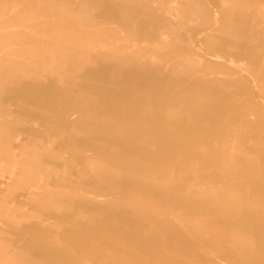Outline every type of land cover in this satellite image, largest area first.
<instances>
[{
  "label": "rangeland",
  "instance_id": "obj_1",
  "mask_svg": "<svg viewBox=\"0 0 264 264\" xmlns=\"http://www.w3.org/2000/svg\"><path fill=\"white\" fill-rule=\"evenodd\" d=\"M95 1L94 0H0V17H1L0 36L3 34L0 37V45H1L0 46V57L4 56L0 59V93L3 90H8V89H12V91H14V93H12L11 95H8V97L4 96L2 101L0 102V121L11 122L9 123V127L14 128V131L12 130L13 133H11L9 136V139H10L9 143H5V142L0 143V182H4V184L2 185L4 188H2L1 183H0V205L3 206V207L0 206L1 208L0 209V214H1L0 215V228H1L0 229V242L2 240L3 243L6 244L4 245L5 247L3 248V250L1 251L4 255L0 252V259H1L0 264L1 263L3 264V262H5L4 264H31V263L33 264H40V263L41 264H52L54 260L55 261L57 260V261L54 262L53 264H57V262L59 261L63 262V263L61 262V264H66L68 262H69L68 264H82V263L83 264H106V263L107 264L109 263L111 264H121V263L122 264L123 263L124 264L126 263L134 264V262L135 264H143L144 261L146 264H150V263L151 264H157V263L172 264L173 262H174L173 264L180 263V262H181L180 264H219V262L220 264H226L225 262H227L228 264H251L253 261L255 262H253L252 264H264V233H263L264 232V150H263L264 149L263 148L264 147V101H262L264 100V95H263L264 94V78L261 80V78L264 77L263 76L264 75V68H263L264 67V64H263L264 56H262L264 54V32L262 31L264 30V25H263L264 13L262 10L264 8V0H251V4L249 0H239V1L232 0L233 2L231 0H208L209 2L207 0H185V1L184 0H125V1L124 0H95ZM235 1L236 3H234ZM172 3L176 6H173ZM222 4L224 6H222ZM257 4L260 5L258 6V9H257ZM246 6H249V8ZM252 6L254 9L252 8ZM261 6L263 8H261ZM164 11H167V12H164ZM259 11L262 12L260 13L261 15L258 13ZM224 13L226 16L224 15ZM241 13H243L244 16ZM170 14H172L174 17H177L179 19L180 18L184 20L189 19V20H192L191 23L194 22L192 25L190 23L191 26H189V24H185L186 36L189 34L193 38L192 37L191 39L187 38L185 42H183L182 44L183 47L173 46L174 43H176L177 41L176 35H173L170 38L169 42L173 43V45L171 44L169 47L163 46L157 38L158 27L160 26V22L164 20V17L166 18ZM214 14L215 15L218 14V16H214ZM251 14H253L254 16ZM186 15H188L189 18ZM212 15L214 18L212 17ZM222 15L224 16L221 19ZM235 15H237L238 18ZM204 17L206 19L208 18L207 19L208 21ZM256 17H257V20H256ZM233 18H236V19H233ZM239 18H243V20ZM244 18H247V20ZM214 19L215 21H213ZM205 20L207 21V23L203 22ZM258 20L260 23L258 22ZM10 21H11V24H10ZM216 21H218V23ZM221 21L223 23H221ZM6 24H9V26ZM16 24L17 26L19 25L20 28L19 26L15 27ZM218 24H220V26H218ZM222 26H223V29H222ZM253 26H256L255 31H254ZM259 26H261L262 30L261 28H259ZM9 27H12V29L13 28L14 29L12 30ZM200 28L201 30H199ZM203 28H206V29H203ZM244 28L248 29L249 32L250 31L252 32L249 33L248 30H245ZM251 28H253V30ZM114 29L116 30L114 31ZM83 31L84 32L86 31V32L84 33ZM88 31H90V33ZM221 32L222 34L226 32L225 35H223L224 38L221 37L222 36ZM228 32H229V35H228ZM230 32L232 34H230ZM14 34H16L17 36ZM70 35L73 38L72 37L70 38ZM212 36L213 38L220 39V41L218 39L217 40L214 39L215 40L214 41ZM66 37L68 38V45H67ZM209 37H211L210 40H209ZM72 39L73 40L76 39L77 40L76 43L77 42L80 43V44L77 43L80 47H82V44L84 43L82 49L79 46H77V44L75 45L72 44L73 43V41H71ZM64 40L66 41V43L64 42ZM258 40H260V43ZM213 42L216 44H214ZM244 42L246 43L244 44ZM203 43H205V45ZM209 43H210V46H209ZM261 43L263 45H260ZM246 44H249V45H246ZM60 45L61 47H59ZM250 45L251 47L254 48V50L253 48L250 47ZM211 47L212 49H210ZM233 47L235 48V50ZM60 48L62 49L63 53H60L62 52ZM229 48L230 50L233 48V50L231 51L235 55H231L232 53H230L231 51L229 50ZM184 49L186 51H184ZM222 50H224L226 54ZM251 50L254 52L252 53ZM85 51H87L88 54L90 53L88 56L90 55L92 56V54L96 55L97 53V56H98L97 59L102 60L101 62L103 66L102 65L101 67L99 66L100 68L96 67L94 68L95 70H92V71L89 66L85 67L83 65L82 58H80V53L82 52L85 53ZM238 51L240 52L238 53ZM248 51L250 52V54ZM228 52L230 53V55ZM242 52H245V53L248 52V53L245 54ZM152 53H155L156 56L154 57L151 56ZM67 54L68 56H73L75 58L74 60L75 64H81V67H78L79 70L78 68L76 69V71L74 70L75 72H72V69L69 70L70 67L68 66V61H67L68 56H66ZM224 54L226 56H224ZM202 56H203V62L201 63V65L195 62L194 63L188 62V63H185L183 66L177 65V62L181 59H187V58L197 59ZM5 60L7 61L6 64L4 63L6 62ZM129 60L130 61L134 60V63L131 66V68L116 70L115 68L112 67V66L115 67L114 64H117L118 66L120 64H123V62L129 61ZM204 64L205 65L209 64V65L208 67H206L207 65L205 66ZM248 64L250 66H247ZM138 65H140V67H138ZM251 66L254 68H252ZM258 68H260L261 70ZM110 69L111 70L113 69V70L111 71ZM202 69L203 70L206 69L207 71H209L210 73L209 76L212 75L211 77H214L217 75V77L221 79V81L224 79L226 81L221 82L220 80H217L218 83L216 81H214L213 83L212 80L209 79L210 81H208V79L201 77L199 78V81H197L193 85L192 88H189L190 86H192V85H189L188 87H186V90L180 93L178 89L179 85L177 83L179 82L178 81L179 78L181 79L182 76L183 77L185 75L188 76L190 73L196 72V71L197 73L195 75L197 74L200 75ZM228 69H230L231 72L228 71ZM254 69L255 70L258 69V70L255 71ZM70 73L71 75H69ZM124 73L127 75H125ZM131 73H138L139 76L133 79L131 78ZM227 74L229 76H227ZM110 77L112 80H110ZM228 77H231V78H228ZM17 79H20V81ZM28 79H30V81L33 83L31 86L27 85ZM256 79L257 81H255ZM94 80L95 81L97 80L96 81L97 83ZM16 81L19 82L18 83L19 85L16 84ZM106 81L109 83L107 84L108 87H106L107 86L105 83ZM236 82L238 84H236ZM73 83H75L74 86H73ZM182 83H185V82L182 81ZM102 84H104V86ZM23 85H26L27 87L25 88V86ZM42 85L43 86L45 85L43 89H46V91H44L40 87ZM114 86H115V89L117 90L121 89L123 91L133 92L135 93V96L129 99H124V98L122 99L119 96H116L114 93L110 92V88H113L112 90H115ZM234 86H235V89H233ZM30 88L34 90L31 91ZM188 88L191 91H189ZM246 88H247V94H246ZM27 89L28 90L30 89L29 91L31 92V94ZM86 89L87 91L91 89L90 90L91 94L89 93L90 96L92 95L91 99L90 97L89 99L86 98L85 94L88 95L87 93L89 92V91L85 92ZM256 89H258V91H256ZM80 90L81 91L84 90V91L81 92ZM100 90H102V92ZM140 90H143L144 92ZM145 90L147 91V93ZM25 91L27 94L25 93ZM105 91L107 95L103 93ZM94 92L95 93L97 92V93L95 94ZM4 93L5 92H3V94ZM35 93L37 94L41 93V99L40 97H38L40 95L37 96V94ZM79 93L83 95L79 96ZM44 94L46 95L45 97L42 98ZM244 94L246 95V97ZM33 95H35L34 96L35 98L33 97ZM36 98H38V100ZM44 98H47V99L44 100ZM64 98H67V99L70 98V99L67 100ZM80 98L83 99L82 103H81ZM63 99L65 101H63ZM126 100L129 102H127ZM192 100H194V103ZM31 101H34V104H31L33 103ZM99 101H101V103ZM39 102H40V105L38 104ZM167 103L168 105H166ZM207 103L210 105H208ZM238 103L239 105H237ZM42 105L43 106L46 105L47 108L45 107L46 108L45 109ZM130 105L133 107H131ZM36 106L38 107V110L42 112V114H40L41 112L39 113L38 110H35L37 109ZM25 107L29 109L27 110ZM127 107H129L130 109ZM60 108L62 110H60ZM93 108H95L96 110L95 109L93 110ZM135 108L139 110L137 111ZM141 108H142V112H141ZM41 109L44 111H42ZM103 109L108 110L111 114H109L108 116L102 115L101 111ZM122 109L124 110V113L125 114L127 113V114L125 117L123 118L121 117L120 118L121 121H120L119 114L123 112ZM25 110H27L28 113ZM33 110L36 111V115H35V111ZM55 110H59V113L57 114ZM68 110L70 114H68L69 113ZM85 110H88V111L86 112ZM47 111L49 113H45ZM113 112L114 114L112 115ZM160 112L162 113V115H160ZM32 113L34 115H32ZM37 114H39V116ZM158 114L159 116H155ZM228 115H230V117ZM116 116H117V119H116ZM70 117H73V118H70ZM103 119H106L109 122L110 121L112 122L109 123L108 121L106 122V120H103ZM67 120H69L70 123L69 122L66 123L67 127L63 128L61 123ZM81 122L83 123V125L81 124ZM223 122H224L223 126H220L219 124ZM103 125H105L106 127ZM240 126L242 129L240 128ZM85 128L91 129L92 132L93 131L95 132L92 134L91 130L87 131ZM234 129L235 131H232ZM63 130H64V133H63ZM245 130L246 131L249 130V131H247L246 133ZM102 131H104V133ZM42 132L43 134H41ZM78 132L79 134L82 133L80 135L81 137H79V135L76 134ZM99 132H100V136H98ZM227 132L228 134H226ZM232 132L236 134H233ZM97 133L98 135H94ZM35 134L36 136L37 134L38 135L41 134V136L43 137L37 139V137H35ZM104 134H106V136ZM110 134L113 136H111ZM183 136H185V138ZM95 137H96V140H94ZM119 137L120 138L125 137V140L127 141L126 145L131 147L129 151L124 150L123 146H117L116 144L110 142L109 140L104 141L105 138L116 139ZM79 138L82 140H79ZM97 138H99L98 140L100 141L102 140V143H100V141H98ZM148 138H150V141ZM254 143L256 144V146ZM139 144H141L140 145L141 147L139 146ZM257 144H260V145L257 146ZM3 146L6 147L5 150H3V148H5ZM102 147H103V150H102ZM108 147L111 149V151L114 150L115 152L112 151V153L113 152L114 153L111 154V151L110 149L108 150ZM118 147H119V150L117 149ZM72 150H75V151L72 152ZM77 151H80V152L76 153ZM106 151L108 153L110 151L109 153L110 155L107 154ZM94 152H96L95 153L96 155L94 154ZM146 152H148L149 154ZM151 152L153 153V155H151L152 154ZM155 152L157 156L155 155ZM72 153H75V155L76 154L78 155L80 153L78 156H80L81 154L82 155L80 157L78 156L76 157ZM158 153L161 156H159ZM73 155L75 158H73ZM116 155H119V158L118 156L116 157ZM64 156L70 157V158L68 157V160H70L68 161L69 163L68 166L53 168V165L51 164L53 157L54 159L57 160V157H64ZM109 156L110 158H108ZM134 156L137 158L135 159ZM72 158L74 159L75 163L80 161L78 163L79 167L75 166V163ZM98 159L100 160V162H103L102 165L99 163ZM102 159L103 160L105 159L106 163H108L109 165L104 163L105 160L103 161ZM139 159L141 160L139 161ZM94 160H95V163L93 162ZM148 161L154 162V163H151V164L147 163ZM160 162L162 165H160ZM95 164H96V167H95ZM98 165L102 167L99 169V171L100 170L102 171L103 168L105 170L106 169L105 166H107V168H110V170L106 169L105 172L107 173L104 174L105 176L103 175L102 176L99 175L100 177L96 176L99 173V171H96L98 169H95L97 167L99 168ZM150 165L153 167H151ZM115 167L117 169H115ZM92 168H94V170ZM113 168L117 172H115L114 170H111ZM246 170L248 172L250 171L249 173L256 172L258 173V176H255L256 174L254 173L255 175L254 174L249 175L251 176L252 179L249 176L246 177L245 174L246 173L248 174ZM93 171L97 173L93 174ZM112 171L114 172L113 175H112ZM118 173L120 174V176ZM114 175L116 177L117 176L120 177L119 178L120 181L117 182L116 180L118 179L114 180L115 179ZM113 176L114 178H112ZM244 176L246 177V179L249 178L250 180L249 181L246 179L243 180L245 178ZM35 177L37 178L36 179L37 182H32V179ZM72 177L74 179H72ZM219 177H221V179H219ZM131 178L133 179L131 180ZM237 178L243 180L242 181L243 183H241V181H239ZM218 179L220 180L222 186H220L221 184ZM77 180L79 184L77 183ZM237 180L239 181V183H241L239 185L242 186L243 189L238 190V191L236 190L237 192H235V189L233 188H232L233 191L231 189L227 190V188H230L229 184H231V182L238 183ZM69 181L71 183H69ZM113 181H116L117 183L116 182L113 183ZM68 183L70 185H68ZM74 183L77 184L78 187ZM62 184H63V187H62ZM80 185L84 186L85 189L89 188V190H84L82 186L79 187ZM211 185H215V186L210 187ZM248 185L250 187H248ZM40 186L45 187V188H50L52 189V192L48 195L45 194L44 196L43 194L44 192L42 191L41 193L37 192V196L36 195L30 196L31 192L39 191L38 188ZM73 187H75L74 192H71V190L73 191V189H71ZM130 187L133 191L130 189ZM139 187L142 189V191L140 190ZM79 188L81 190L80 192H79ZM145 188L147 190H145ZM248 188L252 192V195H251V192H249ZM60 189L63 191L61 192ZM137 189L141 191L142 193L139 192ZM150 189H152V191L155 190L154 195H156V197L152 195L153 193L152 191H150ZM38 194L40 195L38 196ZM123 194L125 197L122 196ZM160 194L161 196H159ZM170 194H172V196ZM225 194H227L226 197H225ZM94 195H97V196H94ZM113 195L118 196V197H114ZM216 195L218 197H216ZM88 196L90 198L89 200H88ZM109 196L110 198H108ZM137 196L139 197L136 198ZM95 197L97 199H94ZM212 197H214V199ZM106 198L109 200V202ZM115 198L118 199L116 200L117 202H114ZM125 198H127L128 200L125 201ZM145 198L146 199L149 198V199L146 200ZM170 198L171 200H169ZM234 198L239 199V200L241 199L240 201L243 203H241L239 200H235ZM245 198L246 200H244ZM243 200L247 202L248 204L245 203ZM134 201L137 203H134ZM144 201H146L147 203ZM182 201L184 202L183 205L179 203ZM75 202L76 204L74 205L73 203ZM79 202H80V205H79ZM196 202H199L200 204H202L201 205L202 210L200 211L201 213H204L205 210H210L211 214L209 216L203 215L204 216L203 217L201 213H197L196 210L194 211L192 207L193 205L192 203H196ZM238 202L241 203L242 205L241 204L239 205ZM42 203L43 204L46 203V206L45 204L43 205ZM109 203L110 204L113 203L114 205L115 204L116 205L113 206V205H110ZM167 203H169L170 205H168ZM39 204L40 206L42 205L43 209L42 207L39 206ZM135 204H138V205H135ZM50 205L53 208H47V207H51ZM90 206H93V207H90ZM118 206L120 210H118ZM136 206H138V208ZM9 207H11L12 209L11 208L9 209ZM96 207H99L97 208L98 211L96 210ZM103 207L105 209H103ZM107 207H108V211H107ZM70 208L72 209V211L74 210L73 212L71 211L72 213L70 212L71 210ZM130 208L131 210L132 209L133 210L130 211ZM32 209L35 212L34 214L36 216L31 214ZM48 209H50L51 211L54 210L55 212L53 211L54 213H52ZM56 209H58V211ZM81 210L82 211L86 210L87 212H84L83 214ZM102 210L104 212L103 214H101ZM112 210H116L117 214L114 213L115 211L113 212ZM118 211H120L119 214H122V215H119ZM224 211L232 212V215H231L232 219L237 220V216H238L240 221L238 222L237 220V222L239 224H235V223L232 224L230 222L231 220L228 223H225V215H224L225 212ZM16 212H19V213L17 214ZM80 213L83 215H81ZM216 213L218 215H216ZM240 213H244V215ZM68 214H69V218L67 216ZM111 214L113 215L116 214V216L118 215L119 217L113 216ZM41 215L44 218H42ZM162 215H164L165 217ZM167 215L170 217H168ZM10 216L12 217L14 216L13 221H10V219L12 218V217L10 218ZM94 216H96V219H94L95 218ZM40 217L44 219L45 222H43L44 220L41 221L42 219H40ZM195 217H197V219H195ZM28 218L31 220H29ZM36 218L40 219V221L38 219L36 220ZM54 218H56L57 220H55ZM120 218H124V220L126 221L122 222L120 221ZM240 218H242L243 220ZM61 219H64V220H61ZM222 219L223 221H221ZM93 220H96L99 226L97 225H96L97 227L94 226L97 223H95L96 221H93ZM29 221L32 223H30ZM38 221H39V225H38ZM15 222H19V223L17 224ZM82 222H84L85 224H83ZM195 222L196 224H194ZM29 223L31 224L30 226L28 225ZM41 223H43L44 226ZM60 223H63L65 227L63 226V224H60ZM65 223H68L70 227H68L69 225ZM91 223L93 224V229L94 227L95 229L97 228L96 231H93V233H91L92 226L91 227L89 226V225H92ZM107 223H109L110 225ZM198 223H202V224L199 225ZM19 224L20 225L23 224V226L21 227ZM24 224H25V227H24ZM8 225H10L11 227ZM52 225L53 227L55 225V228L51 227ZM240 225L242 227H240ZM244 225L246 227L247 226L249 227L251 225L250 230L249 228H246ZM3 226H6V228ZM7 226L9 227V229L7 228ZM49 226L51 230L48 233ZM202 226H204V228ZM252 226L254 227L252 228ZM41 227L43 228L45 227V228L43 229ZM200 227H201L202 232L199 230ZM243 227H245L247 230L242 231L243 232L242 233L240 230L245 229ZM63 228L64 229L67 228V229L64 230ZM86 228L87 230L89 229L88 230L89 232L86 230ZM182 228L186 230L183 231ZM27 229L29 232L27 231ZM57 229H60L61 231H63V233H61V231ZM68 229L71 232H69ZM1 230L3 232H1ZM25 230L27 232H25ZM101 230H103L102 231L103 233L101 232ZM206 230L209 231V233ZM45 232H47L48 235ZM73 232H75L76 234L74 235ZM104 232L111 236L107 235L106 237L105 236L106 234ZM187 232H189L190 235ZM200 232L203 234H201ZM244 232L249 233V234L246 235ZM6 233H8V235ZM90 233L92 235L96 233L95 234L96 236L95 235L91 236ZM114 233H116V235ZM186 233L188 235H186ZM99 234L100 235L105 234V235L102 236L101 238L100 236H98ZM216 234H218V236H216ZM233 234H235V236ZM26 235H29V236L24 237ZM34 235L35 237L39 239L38 240L36 239L35 241L34 240L35 237L33 238ZM54 235H55V238H53ZM89 235L91 236V238ZM113 235L116 236L119 243L118 241L117 243L115 242V244L113 243L114 241H116L113 239L114 238ZM183 235L187 237L183 238L184 237ZM250 235L252 238L250 237ZM40 236L42 239L40 238ZM60 236H61V239H60ZM248 236L251 239H254L256 241V244L255 243L253 244V247L255 248L253 249V251H252L253 247L250 246L252 242H248V241H251V239L246 238ZM92 237H96V240L98 238L105 239L106 242L104 240H99L98 242L100 243H97L95 241V238L93 239ZM104 237L106 238L109 237L110 242L108 243L107 241L109 240L108 239L106 240V238ZM110 237H112L113 241H111ZM23 238L25 239L23 240ZM89 238L91 240H89ZM165 238L167 240H165ZM56 239L57 241L60 239L59 240L60 242H64L62 245L67 246L69 250H67L66 247L65 249L62 248V245L60 247L59 246L60 242L59 244H57L58 242L55 243ZM72 239L75 241L73 242ZM80 239H83V242L84 240L87 239L85 241L86 243L85 242L83 243L82 240L79 241ZM21 240L23 241V243L21 242ZM51 240L52 242H49ZM225 240H227L228 243H224ZM254 240L252 241L255 242ZM65 241H68V242H65ZM87 241L88 243L90 241V244H88ZM91 241H93V243H91ZM183 241H186L187 243ZM95 242L98 245V248ZM101 242H105L106 244L101 243ZM131 242L133 243L134 248L137 246V244L134 242H137V243L139 242L138 245L139 244L141 245L142 243V245L141 246L139 245L140 248L136 247V250L134 248L129 249L127 245L125 244H132ZM193 242H194V245H193ZM201 242L203 244H201ZM18 243L19 245H17ZM44 243H46L45 244L46 248H45ZM47 243L48 245L50 243L51 246H47ZM65 243L67 244L70 243V245L72 244V247L68 246L69 244L67 245ZM149 243L151 245H149ZM31 244L32 246H30ZM104 244L106 246L108 245L107 248L114 246L115 247L114 251L118 253V255L120 256V259L117 256L116 252L114 253L110 252L109 249H107L105 246L104 247L101 246ZM121 244L123 246H120ZM190 244H192L193 246ZM40 245L42 247H40ZM85 245L88 247L86 248ZM197 245H200V246H197ZM215 245L217 246L214 248ZM89 246H91L92 248ZM203 246L205 247L204 249H203ZM26 247L28 249H25ZM29 247H32V249ZM69 247L71 248L74 247L73 251L75 249L76 250L74 251L75 253L72 252V250H70ZM101 247H103V252L101 250L102 249ZM123 247H126V248H123ZM141 247H142V250H140ZM209 247L211 248L210 250H209ZM144 248H146L145 249L146 253H145ZM245 248L249 250H246ZM15 249L16 251L18 249L17 251L18 253L15 251ZM137 249L139 250V252L137 251ZM4 250L6 251L3 252ZM28 250L30 252H28ZM132 250L133 251L135 250V251L133 252ZM231 250L234 252H232ZM243 250L244 252H242ZM105 251L107 252V254L105 253ZM99 252L102 255L101 254L98 255ZM230 252L233 254H231ZM253 252L255 254H253ZM40 253L42 254L40 255ZM73 253L78 255V259H77V256L74 255ZM80 253L81 254L83 253V255L88 258V260L86 259L87 262L84 261L86 257L84 258V256L81 255ZM103 253H105L106 255ZM129 253H131L132 256H130ZM35 254L36 256L34 257ZM51 254H53V256H51ZM122 254L123 255L125 254V257L123 256L124 258L122 257ZM108 255L110 257L111 256L113 257L112 260L114 262L111 260L112 257L110 258ZM157 255L159 256V258H157L158 257ZM196 255H198V257H196ZM39 256L42 257L44 260L46 259L45 262ZM54 256H56V258ZM92 256L94 258L96 256V258L94 259L92 258ZM155 256L156 258H154ZM62 257L67 258V259H63ZM138 257L139 258L142 257L141 258L142 260L139 259ZM165 257H168V258H165ZM254 257H256L255 258L256 260L254 259ZM89 258L90 259L92 258L94 260L92 259L90 260ZM102 258H105V260L106 259L108 260L110 259V260L109 261L106 260L107 261L106 262ZM258 258H260L259 261H258ZM80 259L81 260L83 259V260L81 261ZM114 259L118 262H116ZM161 259L164 260V262H162ZM226 259H228L229 261ZM89 260L91 261V263L90 262L88 263ZM96 260L98 263L96 262ZM49 261H52V262H49ZM93 261L95 263H93ZM102 261H105V262L103 263ZM138 261L142 263H138ZM149 261L150 263H148ZM155 261H157V263H155Z\"/></svg>",
  "mask_w": 264,
  "mask_h": 264
},
{
  "label": "bare ground",
  "instance_id": "obj_2",
  "mask_svg": "<svg viewBox=\"0 0 264 264\" xmlns=\"http://www.w3.org/2000/svg\"><path fill=\"white\" fill-rule=\"evenodd\" d=\"M94 1H95V0H94ZM124 1H125V0H124ZM184 1H185V0H184ZM207 1H208V0H207ZM231 1H232V0H231ZM238 1H239V0H238ZM84 2H85V1H84ZM95 2H96V1H95ZM119 2H120V1H119ZM178 2H179V1H178ZM208 2H209V1H208ZM232 2H233V1H232ZM241 2H242V1H241ZM241 2H240V3H241ZM245 2H246V1H245ZM249 2H250V4H251V0H249ZM254 2H255V1H254ZM117 3H118V2H117ZM173 3H174V2H173ZM173 3H172V4H173ZM179 3H180V2H179ZM234 3H236V1H235ZM252 3H253V2H252ZM257 3H258V2H257ZM83 4H85V3H83ZM155 4H157V3H155ZM44 5H45V4H44ZM113 5H114V4H113ZM127 5H128V4H127ZM253 5H254V4H253ZM125 6H126V5H125ZM165 6H167V5H165ZM171 6H172V5H171ZM173 6H176V5L173 4ZM222 6H224V5L222 4ZM258 6H260V5L257 4V9H258ZM120 7H121V6H120ZM120 7H119V8H120ZM168 7H169V6H168ZM197 7H198V6H197ZM246 7L249 8V6H246ZM87 8H88V7H87ZM113 8H114V7H113ZM113 8H112V9H113ZM222 8H223V7H222ZM252 8H253V6H252ZM259 8H260V7H259ZM261 8H263V7L261 6ZM176 9H177V8H176ZM253 9H254V8H253ZM253 9H252V10H253ZM257 9H256V10H257ZM116 10H117V9H116ZM221 10H222V9H221ZM262 10H263V13H264V8H263ZM66 11H67V9H66ZM125 11H126V10H125ZM134 11H135V10H134ZM158 11H160V10H158ZM177 11H178V10H177ZM180 11H181V10H180ZM200 11H201V10H200ZM246 11H247V10H246ZM257 11H258V10H257ZM164 12H167V11H164ZM249 12H250V11H249ZM67 13H68V12H67ZM86 13H87V12H86ZM86 13H84V14H86ZM121 13H122V12H121ZM179 13H180V12H179ZM238 13H239V12H238ZM238 13H237V14H238ZM258 13L260 14V13H262V12L259 11ZM75 14H76V13H75ZM146 14H147V13H146ZM182 14H183V13H182ZM185 14H187V13H185ZM235 14H236V13H235ZM239 14H240V13H239ZM241 14L243 15V13H241ZM245 14H246V13H245ZM253 14H254V13H253ZM253 14H251V15H253ZM259 14H258V15H259ZM132 15H133V14H132ZM224 15H225V13H224ZM224 15H222L221 19L223 18ZM260 15H261V14H260ZM148 16H149V15H148ZM166 16H167V15H166ZM186 16L188 17V15H186ZM214 16H218V14H217V15L214 14ZM225 16H226V15H225ZM235 16H237V15H235ZM243 16H244V15H243ZM253 16H254V15H253ZM253 16H252V18H253ZM262 16H263V15H262ZM68 17H69V16H68ZM73 17H74V16H73ZM82 17H83V16H82ZM125 17H126V16H125ZM194 17H195V16H194ZM212 17H213V15H212ZM212 17H211V19H212ZM241 17H242V16H241ZM263 17H264V16H263ZM70 18H71V17H70ZM183 18H184V17H183ZM188 18H189V17H188ZM197 18H198V17H197ZM204 18H205V17H204ZM204 18H203V19H204ZM213 18H214V17H213ZM215 18H216V17H215ZM237 18H238V16H237ZM30 19H31V18H30ZM30 19H29V20H30ZM61 19H62V18H61ZM81 19H82V18H81ZM205 19H206V18H205ZM207 19H208V18H207ZM207 19H206V20H207ZM233 19H236V18H233ZM239 19H242V20H243V18H239ZM244 19L247 20V18H244ZM260 19H261V18H260ZM262 19H263V18H262ZM2 20H3V19H2ZM97 20H98V19H97ZM126 20H127V19H126ZM128 20H129V19H128ZM151 20H152V19H151ZM206 20L203 21V22L207 23L208 20H207V21H206ZM226 20H227V19H226ZM250 20H251V19H250ZM256 20H257V17H256ZM0 21H1V17H0ZM86 21H87V20H86ZM114 21H115V20H114ZM191 21H192V20H189V19H188V20H184V19H181V18L179 19V18H177V17H174L172 14H170V15H169L168 17H166V18L164 17V20H163L162 22L159 21V22H160V26L158 27V36H157L158 40L161 42V44H162L163 46H165V47H169L171 44L173 45V43H170V42H169V41H170V38H171L173 35H176V36H177V41H176V43H174L173 46H176V47H180V46H182L183 42H185V40H186L187 38L191 39V37H192V36H190L189 34H188L187 36H186V34H185V32H186V26H185V24H189V26H191V25L194 23V22L191 23ZM200 21H201V20H200ZM209 21H210V20H209ZM213 21H215V19H214ZM237 21H238V20H237ZM262 21H263V20H262ZM60 22H61V21H60ZM73 22H74V21H73ZM216 22L218 23V21H216ZM242 22H243V21H242ZM258 22H259V20H258ZM3 23H4V22H3ZM64 23H65V22H64ZM84 23H85V22H84ZM135 23H136V22H135ZM190 23H191V25H190ZM201 23H202V22H201ZM211 23H212V22H211ZM211 23H209V24H211ZM221 23H223V22L221 21ZM240 23H241V21H240ZM255 23H256V22H255ZM259 23H260V22H259ZM10 24H11V21H10ZM13 24H14V23H13ZM27 24H28V23H27ZM114 24H115V23H114ZM6 25L9 26V24H6ZM22 25H23V24H22ZM105 25H106V23H105ZM112 25H113V24H112ZM196 25H197V23H196ZM199 25H200V23H199ZM206 25H207V24H206ZM230 25H231V24H230ZM242 25H244V24H242ZM253 25H254V24H253ZM256 25H257V24H256ZM263 25H264V22H263ZM18 26H19V25H18ZM18 26H17V24H16L15 27H18ZM83 26H84V25H83ZM89 26H90V25H89ZM189 26H188V27H189ZM211 26H212V25H211ZM216 26H217V25H216ZM218 26H220V24H218ZM67 27H68V26H67ZM77 27H78V26H77ZM193 27H194V26H193ZM203 27H204V25H203ZM253 27H254V31H255V30H256V29H255L256 26H253ZM9 28L12 29V27H9ZM19 28H20V26H19ZM82 28H83V27H82ZM90 28H91V27H90ZM110 28H111V27H110ZM114 28H115V27H114ZM123 28H124V27H123ZM197 28H198V27H197ZM218 28H219V27H218ZM218 28H216V29H218ZM248 28H249V27H248ZM259 28H261V26H259ZM4 29H6V28H4ZM13 29H14V28H13ZM13 29H12V30H13ZM15 29H16V28H15ZM60 29H61V28H60ZM85 29H86V28H85ZM91 29H92V28H91ZM99 29H100V28H99ZM190 29H192V28H190ZM203 29H206V28H203ZM222 29H223V26H222ZM244 29H245V28H244ZM251 29L253 30V28H251ZM0 30H1V29H0ZM12 30H11V31H12ZM94 30H95V29H94ZM115 30H116V29H114V31H115ZM138 30H139V29H138ZM195 30H196V29H195ZM199 30H201V28H200ZM209 30H210V28H209ZM245 30H248V29H245ZM261 30H262V28H261ZM262 31L264 32V30H262ZM262 31H261V32H262ZM2 32H3V31H2ZM5 32H6V31H5ZM83 32H84V31H83ZM85 32H86V31H85ZM85 32H84V33H85ZM88 32L90 33V31H88ZM119 32H120V31H119ZM192 32H193V31H192ZM231 32H232V31H231ZM231 32H230V34L233 33V32H232V33H231ZM248 32H249V30H248ZM250 32H252V31H250ZM250 32H249V33H250ZM258 32H259V31H258ZM89 33H88V34H89ZM225 33H226V32H225ZM225 33L222 34V32H221V35H222L221 37H223V35H225ZM243 33H244V32H243ZM255 33H256V32H255ZM16 34H17V33H16ZM16 34H14V35H16ZM106 34H107V33H106ZM207 34H208V33H207ZM239 34H240V32H239ZM245 34H246V33H245ZM2 35H3V34H2ZM2 35H1V36H2ZM71 35H72V34H71ZM71 35H70V38L72 37ZM75 35H76V34H75ZM79 35H80V34H79ZM89 35H90V34H89ZM228 35H229V32H228ZM241 35H242V34H241ZM246 35H247V34H246ZM252 35H253V34H252ZM1 36H0V37H1ZM5 36H6V35H5ZM16 36H17V35H16ZM82 36H83V35H82ZM199 36H200V35H199ZM201 36H202V35H201ZM205 36H206V35H205ZM205 36H204V37H205ZM226 36H227V35H226ZM226 36H225V38H226ZM244 36H245V35H244ZM74 37H75V36H74ZM78 37H79V36H78ZM124 37H125V36H124ZM204 37H203V38H204ZM221 37H220V38H221ZM66 38H67V37H66ZM72 38H73V37H72ZM95 38H96V37H95ZM192 38H193V37H192ZM210 38H211V37H209V40H210ZM212 38H213V36H212ZM223 38H224V37H223ZM250 38H251V37H250ZM259 38H260V36H259ZM125 39H126V38H125ZM204 39H205V38H204ZM206 39H207V38H206ZM214 39H216V38H213V40H214ZM217 39H218V38H217ZM217 39H216V40H217ZM241 39H242V38H241ZM93 40H94V39H93ZM211 40H212V39H211ZM218 40L220 41V39H218ZM244 40H246V39H244ZM244 40H243V41H244ZM71 41H73L72 44H74V45L78 43V42L76 43V41H77L76 39H75V40L72 39ZM205 41H206V40H205ZM214 41H215V40H214ZM225 41H226V40H225ZM228 41H229V40H228ZM258 41H259V43H260V40H258ZM258 41H257V42H258ZM64 42L66 43L65 40H64ZM69 42H70V41H69ZM74 42H75V43H74ZM79 42H80V41H79ZM203 42H204V41H203ZM238 42H239V40H238ZM247 42H248V41H247ZM65 43H64V44H65ZM98 43H99V42H98ZM102 43H103V42H102ZM166 43H167V44H166ZM213 43H214V42H213ZM213 43H212V44H213ZM245 43H246V42H244V44H245ZM250 43H251V42H250ZM255 43H256V42H255ZM52 44H53V43H52ZM62 44H63V42H62ZM78 44H80V43H78ZM78 44H77V46H79ZM83 44H84V43H83ZM83 44H82V47H83ZM203 44L205 45V43H203ZM207 44H208V43H207ZM214 44H216V43H214ZM224 44H225V43H224ZM236 44H237V43H236ZM252 44H253V43H252ZM57 45H58V44H57ZM67 45H68V38H67ZM69 45H70V43H69ZM74 45H73V46H74ZM196 45H197V44H196ZM204 45H203V46H204ZM229 45H230V43H229ZM238 45H239V44H238ZM238 45H237V46H238ZM246 45H249V44H246ZM253 45H254V44H253ZM253 45H252V46H253ZM260 45H263V44L261 43ZM0 46H1V45H0ZM62 46H63V45H62ZM104 46H106V45H104ZM209 46H210V43H209ZM214 46H215V45H214ZM240 46H241V45H240ZM258 46H259V45H258ZM54 47H56V46H54ZM54 47H52V48H54ZM59 47H61V45H60ZM59 47H58V48H59ZM79 47H80V46H79ZM82 47H80V48L82 49ZM182 47H183V46H182ZM190 47H192V46H190ZM230 47H231V46H230ZM250 47H251V45H250ZM256 47H257V46H256ZM8 48H9V47H8ZM12 48H13V46H12ZM47 48H48V46H47ZM65 48H66V46H65ZM65 48H64V49H65ZM92 48H93V47H92ZM207 48H208V47H207ZM216 48H217V47H216ZM219 48H220V47H219ZM233 48H234V47H233ZM233 48H232L231 50H233ZM244 48H245V47H244ZM251 48H253V47H251ZM258 48H259V47H258ZM260 48H261V47H260ZM42 49H43V48H42ZM60 49H61V48H60ZM102 49H103V48H102ZM110 49H111V48H110ZM114 49H115V48H114ZM210 49H212V47H211ZM238 49H239V48H238ZM238 49H236V50H238ZM44 50H45V49H44ZM51 50H52V49H51ZM65 50H66V49H65ZM65 50H64V51H65ZM68 50H69V49H68ZM84 50H85V49H84ZM95 50H96V49H95ZM108 50H109V49H108ZM179 50H180V49H179ZM204 50H205V49H204ZM213 50H214V49H213ZM229 50H230V48H229ZM231 50H230V51H231ZM234 50H235V48H234ZM246 50H247V48H246ZM253 50H254V48H253ZM47 51H48V50H47ZM61 51H62V49H61ZM73 51H74V50H73ZM184 51H186V50L184 49ZM222 51L224 52V50H222ZM243 51H244V50H243ZM256 51H257V49H256ZM95 52H96V51H95ZM180 52H181V51H180ZM203 52H205V51H203ZM203 52H202V53H203ZM223 52H222V53H223ZM239 52H240V51H238V53H239ZM248 52H249V51H248ZM248 52H247V53H248ZM251 52L253 53L254 51L251 50ZM262 52H263V51H262ZM55 53H57V52H55ZM60 53H63V51L60 52ZM76 53H78V52H76ZM85 53H87V51H85ZM85 53H84V52L80 53V58H82V60H83V65H84L85 67H88V66H89L90 69H91V71H92V70H95L94 68H96V67L98 68L99 66L101 67V65L103 66V64H102V62H101L102 60L97 59V57H98V56H97V53H96V55H95V54H92V56H91V55L88 56L90 53H89V54H88V53L85 54ZM214 53H215V51H214ZM218 53H219V52H218ZM218 53H217V54H218ZM224 53H225V52H224ZM228 53H229V52H228ZM230 53H232V51H231ZM230 53H229V55H230ZM242 53H245V52H242ZM247 53H245V54H247ZM73 54H74V53H73ZM179 54H180V53H179ZM179 54H178V55H179ZM206 54H207V53H206ZM225 54H226V53H225ZM225 54H224V56H226ZM236 54H237V53H236ZM240 54H241V53H240ZM249 54H250V52H249ZM256 54H257V53H256ZM2 55H3V54H2ZM76 55H77V54H76ZM178 55H177V56H178ZM204 55H205V54H204ZM218 55H219V54H218ZM231 55H235V54L232 53ZM66 56H68V54H67ZM102 56H104V55H102ZM151 56L154 57V56H156V54H155V53H152ZM224 56H223V57H224ZM254 56H256V55H254ZM254 56H253V57H254ZM262 56H264V54H263ZM2 57H4V56H2ZM2 57H0V59H1ZM228 57H229V56H228ZM230 57H231V56H230ZM233 57H234V56H233ZM238 57H239V56H238ZM64 58H66V57H64ZM220 58H221V57H220ZM245 58H246V57H245ZM261 58H262V57H261ZM121 59H122V58H121ZM230 59H231V58H230ZM233 59H234V58H233ZM235 59H237V58H235ZM238 59H239V58H238ZM255 59H256V58H255ZM262 59H263V58H262ZM8 60H9V59H8ZM74 60H75V58H74L73 56H68V58H67L68 66L70 67L69 70L72 69V72H75L76 69H77L78 67H81V64H75ZM77 60H78V59H77ZM242 60H243V59H242ZM263 60H264V59H263ZM263 60H262V61H263ZM5 61H6V60H5ZM59 61H61V60H59ZM78 61H79V60H78ZM107 61H108V60H107ZM212 61H213V60H212ZM246 61H247V60H246ZM73 62H74V63H73ZM110 62H111V61H110ZM115 62H116V61H115ZM188 62H189V63H194V62H195V63H199V64L201 65V63L203 62V56H202V57H199V58H197V59H196V58L181 59V60H179V61L177 62V65H179V66H183L185 63H188ZM205 62H206V60H205ZM251 62H252V61H251ZM1 63H2V62H1ZM4 63L6 64L7 61L4 62ZM133 63H134V60H132V61L129 60V61H125V62H123V64H120V65H118V66H117V64H114L115 67H114V66H112V67L115 68L116 70L128 69V68H131V66L133 65ZM140 63H141V62H140ZM140 63H139V64H140ZM247 63H248V62H247ZM262 63H263V62H262ZM5 64H4V65H5ZM63 64H64V63H63ZM263 64H264V63H263ZM79 65H80V66H79ZM204 65H205V64H204ZM206 65H207V64H206ZM206 65H205V66H206ZM208 65H209V64H208ZM208 65H207L206 67H208ZM63 66H64V65H63ZM105 66H106V65H105ZM110 66H111V64H110ZM175 66H176V65H175ZM214 66H215V65H214ZM224 66H225V65H224ZM247 66H250V65L248 64ZM100 67H99V68H100ZM107 67H109V66H107ZM138 67H140V65H138ZM211 67H212V66H211ZM218 67H219V66H218ZM251 67H252V66H251ZM262 67H263V66H262ZM173 68H174V67H173ZM173 68H172V69H173ZM227 68H228V67H227ZM252 68H254V67H252ZM263 68H264V67H263ZM258 69H260V68H258ZM258 69H256V70H258ZM28 70H29V69H28ZM74 70H75V71H74ZM78 70H79V68H78ZM110 70H111V69H110ZM112 70H113V69H112ZM112 70H111V71H112ZM202 70H203V69H202ZM202 70H201V74H200V75L197 74L198 76L195 75V74L197 73V71H196V72H192V73H190L188 76H186V75H185L184 77L182 76L181 79L179 78V80H178L179 82H177L178 85H179V88H178V89H179V92L181 93V92H183L184 90H186V87H188L189 85H192V86L189 87V88H192L193 85H194L197 81H199V78H201V77H202V78L204 77L205 79H208V81L212 80L213 83H214V81H216V82L218 83L217 80H220V81H221V79H219V78L217 77V75L214 76V77H211L212 75L209 76V75H210L209 71H207L206 69L203 70V71H202ZM220 70H221V69H220ZM251 70H253V69H251ZM254 70H255V69H254ZM256 70H255V71H256ZM260 70H261V69H260ZM10 71H11V70H10ZM33 71H34V70H33ZM111 71H110V72H111ZM194 71H195V70H194ZM228 71H230V69H228ZM204 72H206V73H204ZM212 72H213V71H212ZM223 72H225V71H223ZM230 72H231V71H230ZM88 73H89V72H88ZM181 73H182V72H181ZM253 73H254V72H253ZM253 73H252V74H253ZM67 74H68V73H67ZM116 74H117V73H116ZM124 74H125V73H124ZM124 74H123V75H124ZM184 74H185V73H184ZM214 74H215V73H214ZM250 74H251V73H250ZM9 75H10V74H9ZM69 75H71V73H70ZM87 75H88V74H87ZM105 75H106V74H105ZM105 75H104V77H105ZM109 75H110V74H109ZM125 75H127V74H125ZM225 75H226V74H225ZM253 75H254V74H253ZM138 76H139L138 73H131V78H133V79L136 78V77H138ZM219 76H220V75H219ZM227 76H229V75L227 74ZM230 76H231V75H230ZM242 76H243V75H242ZM256 76H257V75H256ZM263 76H264V75H263ZM89 77H90V76H89ZM129 77H130V76H129ZM185 77H186V78H185ZM231 77H232V76H231ZM231 77H228V78H231ZM236 77H237V76H236ZM258 77H259V75H258ZM20 78H21V77H20ZM67 78H68V77H67ZM90 78H91V77H90ZM119 78H120V77H119ZM121 78H122V77H121ZM131 78H130V79H131ZM222 78H223V76H222ZM225 78H226V77H225ZM232 78H233V77H232ZM245 78H246V77H245ZM263 78H264V77H262L261 80H262ZM101 79H102V78H101ZM209 79H210V80H209ZM253 79H254V78H253ZM17 80L20 81V79H17ZM110 80H112L111 77H110ZM234 80H235V79H234ZM258 80H259V79H258ZM261 80H260V81H261ZM51 81H53V80H51ZM79 81H80V80H79ZM94 81H95V80H94ZM94 81H93V82H94ZM96 81H97V80H96ZM96 81H95V82H96ZM120 81H121V79H120ZM164 81H165V80H164ZM182 81H184L185 83H182ZM223 81H226V80L224 79V80H222L221 82H223ZM235 81H236V80H235ZM255 81H257V79H256ZM72 82H73V81H72ZM98 82H99V81H98ZM180 82H181V83H180ZM216 82H215V83H216ZM240 82H241V81H240ZM261 82H262V81H261ZM14 83H15V82H14ZM18 83H19V82L16 81V84H18ZM90 83H91V82H90ZM96 83H97V82H96ZM102 83H104V82H102ZM105 83H106V85L109 84L107 81H106ZM208 83H209V82H208ZM230 83H231V82H230ZM258 83H259V82H258ZM32 84H33V83L30 81V79H28L27 85H28V86H31ZM45 84H46V83H45ZM74 84H75V83H73V86H74ZM114 84H115V83H114ZM116 84H117V83H116ZM231 84H232V83H231ZM236 84H238V83L236 82ZM260 84H261V83H260ZM260 84H259V86H260ZM262 84H263V83H262ZM18 85H19V84H18ZM35 85H36V83H35ZM40 85H41V84H40ZM102 85L104 86V84H102ZM106 85H105V86H106ZM122 85H123V84H122ZM178 85H177V86H178ZM252 85H253V84H252ZM255 85H256V84H255ZM23 86H25V88L27 87L26 85H23ZM44 86H45V85H44ZM44 86L42 85V86H40V87L43 89ZM100 86H101V85H100ZM119 86H120V85H119ZM124 86H125V85H124ZM227 86H228V85H227ZM262 86H263V85H262ZM106 87H108V85H107ZM116 87H117V86H116ZM128 87H129V86H128ZM25 88H24V89H25ZM31 88H32V87H31ZM31 88H30V89H31ZM68 88H69V87H68ZM68 88H66V89H68ZM77 88H78V87H77ZM79 88H80V87H79ZM104 88H105V87H104ZM189 88H188V89H189ZM202 88H203V87H202ZM231 88H233V87H231ZM30 89H29V90H30ZM39 89H40V88H39ZM112 89H113V88H110V92L114 93L116 96H119V97L122 98V99H123V98H124V99H129V98H132L133 96H135V93H133V92L123 91V90H121V89H120V90H117V89H115V86H114V89H115V90H112ZM233 89H235V86H234ZM253 89H254V87H253ZM27 90H28V89H27ZM29 90H28V91H29ZM33 90H34V89H33ZM33 90L31 89V91H33ZM43 90L46 91V89H43ZM43 90H41V91H43ZM69 90H70V89H69ZM90 90H91V89H90ZM90 90H88V91H89V92H88L87 89H86L85 92H88L87 94L89 95V93L91 94ZM147 90H148V89H147ZM203 90H204V89H203ZM78 91H79V90H78ZM80 91H81V90H80ZM83 91H84V90H82L81 92H83ZM96 91H97V89H96ZM100 91L102 92V90H100ZM108 91H109V90H108ZM108 91H107V92H108ZM140 91L144 92L143 90H140ZM145 91H146V90H145ZM157 91H158V90H157ZM189 91H191V90L189 89ZM256 91H258V89H256ZM261 91H262V90H261ZM261 91H260V92H261ZM3 92H5V93L3 94ZM29 92H30V91H29ZM36 92H37V91H36ZM50 92H51V90H50ZM85 92H84V93H85ZM186 92H187V91H186ZM12 93H14V91H12V89L3 90V91L0 93V102L2 101V99H3L4 96H7V97H8V95H11ZM25 93H26V91H25ZM42 93H43V92H42ZM92 93H93V92H92ZM94 93H95V92H94ZM96 93H97V92H96ZM96 93H95V94H96ZM103 93H104L105 95H107L106 91L103 92ZM146 93H147V91H146ZM18 94H19V93H18ZM26 94H27V93H26ZM30 94H31V92H30ZM35 94H37V93H35ZM110 94H111V93H110ZM114 94H113V95H114ZM170 94H171V92H170ZM196 94H197V93H196ZM246 94H247V88H246ZM260 94H261V93H260ZM38 95H40V96H38ZM45 95H46V94H44V95L42 96V98L45 97ZM80 95H83V94H80V93H79V96H80ZM88 95L85 94L86 98L89 99V97H90V99H91L92 95H91V96H90V95L88 96ZM154 95H155V94H154ZM186 95H187V94H186ZM193 95H194V94H193ZM203 95H204V94H203ZM225 95H226V94H225ZM244 95H245V94H244ZM263 95H264V94H263ZM18 96H19V95H18ZM34 96H35V95H33V97H34ZM37 96L40 97V99H41V93L37 94ZM49 96H50V95H49ZM169 96H170V95H169ZM201 96H202V95H201ZM55 97H56V96H55ZM167 97H168V96H167ZM232 97H233V96H232ZM240 97H241V96H240ZM245 97H246V95H245ZM256 97H257V95H256ZM25 98H27V97H25ZM34 98H35V97H34ZM34 98H33V100H34ZM97 98H98V97H97ZM174 98H175V97H174ZM243 98H244V97H243ZM243 98H242V99H243ZM36 99L38 100V98H36ZM40 99H39V101H40ZM45 99H47V98H44V100H45ZM64 99H67V98H64ZM64 99H63V101H65ZM69 99H70V98H69ZM69 99H67V100H69ZM80 99H81V98H80ZM143 99H144V98H143ZM186 99H187V98H186ZM222 99H223V98H222ZM238 99H239V98H238ZM258 99H259V98H258ZM260 99H261V98H260ZM29 100H30V99H29ZM29 100H28V101H29ZM82 100H83V99H81V103L83 102ZM85 100H86V99H85ZM95 100H96V99H95ZM189 100H190V99H189ZM126 101H127V100H126ZM141 101H142V100H141ZM144 101H145V100H144ZM190 101H191V100H190ZM192 101H193V103H194V100H192ZM235 101H236V100H235ZM239 101H240V100H239ZM262 101H264V100H262ZM31 102H33V103H31ZM31 102H30L31 104H34V101H31ZM53 102H54V100H53ZM61 102H62V101H61ZM99 102L101 103V101H99ZM119 102H120V101H119ZM127 102H129V101H127ZM147 102H148V101H147ZM42 103H44V102H42ZM42 103H41V104H42ZM59 103H60V102H59ZM100 103H99V104H100ZM164 103H165V102H164ZM164 103H163V104H164ZM38 104L40 105V102H39ZM64 104H65V103H64ZM118 104H119V103H118ZM129 104H130V103H129ZM207 104H208V103H207ZM49 105H50V104H49ZM60 105H61V104H60ZM108 105H109V104H108ZM123 105H124V104H123ZM151 105H152V104H151ZM166 105H168V103H167ZM174 105H175V104H174ZM204 105H205V104H204ZM208 105H210V104H208ZM237 105H239V103H238ZM27 106H29V105H27ZM27 106H26V107H27ZM42 106H43V105H42ZM67 106H68V105H67ZM67 106H65V107H67ZM70 106H71V104H70ZM93 106H94V105H93ZM102 106H103V105H102ZM112 106H113V105H112ZM119 106H120V105H119ZM124 106H125V105H124ZM124 106H123V107H124ZM126 106H128V105H126ZM130 106H131V105H130ZM177 106H178V105H177ZM217 106H218V105H217ZM26 107H25V108H26ZM33 107H34V106H33ZM36 107H37V106H36ZM43 107L45 108L46 105H44ZM60 107H61V106H60ZM73 107H74V105H73ZM105 107H106V106H105ZM114 107H115V106H114ZM131 107H133V106H131ZM40 108H41V107H40ZM46 108H47V107H46ZM46 108H45V109H46ZM58 108H59V107H58ZM71 108H72V107H71ZM107 108H108V107H107ZM107 108H106V109H107ZM112 108H113V107H112ZM118 108H119V107H118ZM127 108H129V107H127ZM136 108H137V107H136ZM136 108H135V109H136ZM161 108H162V106H161ZM168 108H169V107H168ZM26 109L28 110L29 108H26ZM31 109H32V107H31ZM34 109H35V108H34ZM42 109H43V108H42ZM42 109H41V110H42ZM63 109H64V107H63ZM94 109H95V108H93V110H94ZM114 109H115V108H114ZM114 109H113V110H114ZM129 109H130V108H129ZM129 109H128V110H129ZM132 109H134V108H132ZM27 110H25V111L27 112ZM35 110H38V107H37V109H35ZM35 110H33V111H35ZM49 110H50V109H49ZM60 110H62V109L60 108ZM93 110H92V111H93ZM95 110H96V109H95ZM122 110H123V109H122ZM136 110H137V109H136ZM138 110H139V109H138ZM138 110H137V111H138ZM153 110H154V108H153ZM163 110H164V109H163ZM207 110H208V109H207ZM230 110H231V109H230ZM38 111H39V110H38ZM42 111H44V110H42ZM72 111H73V110H72ZM85 111L87 112L88 110H85ZM118 111H119V110H118ZM159 111H160V110H159ZM161 111H162V110H161ZM208 111H209V110H208ZM236 111H237V110H236ZM236 111H235V112H236ZM31 112H32V111H31ZM40 112H41V111H39V113H40ZM55 112H57V114H58V113H59V110H55ZM55 112H54V113H55ZM68 112H69V110H68ZM133 112H134V111H133ZM141 112H142V108H141ZM201 112H202V111H201ZM27 113H28V112H27ZM45 113H49V112L47 111V112H45ZM83 113H84V112H83ZM97 113H98V112H97ZM115 113H116V112H115ZM152 113H153V112H152ZM191 113H192V112H191ZM199 113H200V112H199ZM217 113H218V112H217ZM233 113H234V112H233ZM20 114H21V113H20ZM25 114H26V113H25ZM40 114H42V112H41ZM64 114H65V113H64ZM68 114H70V112H69ZM68 114H67V115H68ZM101 114H102V115H105V116H106V115L108 116V115L111 114V113H110L108 110L103 109V110L101 111ZM113 114H114V112L112 113V115H113ZM116 114H117V113H116ZM126 114H127V113H126ZM126 114L124 113V110H123V112H122L121 114H119V115H120L119 119H120L121 117H122V118L125 117ZM134 114H135V113H134ZM196 114H197V113H196ZM32 115H34V114L32 113ZM35 115H36V111H35ZM37 115L39 116V114H37ZM73 115H74V114H73ZM78 115H79V113H78ZM160 115H162L161 112H160ZM166 115H167V114H166ZM194 115H195V114H194ZM209 115H210V114H209ZM20 116H21V115H20ZM83 116H84V115H83ZM131 116H132V115H131ZM131 116H130V117H131ZM153 116H154V114H153ZM155 116H159V114H158V115H155ZM196 116H197V115H196ZM198 116H199V114H198ZM228 116L230 117V115H228ZM21 117H22V116H21ZM23 117H24V116H23ZM64 117H66V116H64ZM68 117H69V116H68ZM74 117H75V116H74ZM85 117H86V116H85ZM161 117H162V116H161ZM163 117H164V116H163ZM70 118H73V117H70ZM81 118H82V117H81ZM81 118H80V119H81ZM133 118H134V117H133ZM133 118H132V119H133ZM206 118H207V117H206ZM100 119H102V118H100ZM116 119H117V116H116ZM226 119H228V118H226ZM64 120H66V119H64ZM69 120H70V119H69ZM69 120H67V121H63V122L61 123L63 128H64V127H67V124H66V123H68V122L70 123ZM71 120H72V119H71ZM103 120H106V119H103ZM103 120H102V121H103ZM122 120H123V119H122ZM161 120H162V119H161ZM107 121H108V120H106V122H107ZM120 121H121V119H120ZM120 121H119V122H120ZM173 121H174V120H173ZM249 121H250V120H249ZM108 122H109V121H108ZM110 122H112V121H110ZM110 122H109V123H110ZM174 122H175V121H174ZM197 122H198V121H197ZM224 122H225V121H224ZM224 122L221 123V124H219V125H220V126H223ZM9 123H11V122H2V121H0V128H1V129H0V130H1V132H0V143H3V142H5V143H9V141H10L9 136H10L11 133H13L14 128L9 127ZM84 123H85V122H84ZM115 123H116V122H115ZM172 123H173V122H172ZM172 123H171V124H172ZM188 123H189V122H188ZM198 123H199V122H198ZM73 124H74V123H73ZM81 124L83 125L82 122H81ZM85 124H86V123H85ZM101 124H102V123H101ZM116 124H117V123H116ZM120 124H121V123H120ZM173 124H174V123H173ZM173 124H172V125H173ZM240 124H241V123H240ZM245 124H246V122H245ZM245 124H244V125H245ZM252 124H253V123H252ZM74 125H75V124H74ZM74 125H73V127H74ZM111 125H112V123H111ZM257 125H258V124H257ZM87 126H88V125H87ZM92 126H93V125H92ZM103 126H105V125H103ZM46 127H47V126H46ZM79 127H80V126H79ZM94 127H95V126H94ZM105 127H106V126H105ZM246 127H247V126H246ZM76 128H77V126H76ZM90 128H91V127H90ZM99 128H100V127H99ZM99 128H98V129H99ZM128 128H129V127H128ZM132 128H133V127H132ZM150 128H151V127H150ZM240 128H241V126H240ZM243 128H244V127H243ZM82 129H83V128H82ZM82 129H80V130H82ZM85 129H86V128H85ZM120 129H121V128H120ZM122 129H123V128H122ZM222 129H223V128H222ZM222 129H221V131H222ZM241 129H242V128H241ZM12 130H13V131H12ZM31 130H32V129H31ZM86 130L88 131V130H91V129H86ZM125 130H126V129H125ZM229 130H230V129H229ZM249 130H250V129H249ZM249 130H247V131H249ZM35 131H36V130H35ZM73 131H74V130H73ZM77 131H78V129H77ZM96 131H97V130H96ZM143 131H144V130H143ZM232 131H235V129L232 130ZM245 131H246V130H245ZM247 131H246V133H247ZM252 131H253V130H252ZM79 132H80V131H79ZM79 132L76 133V134L79 135V137H81L80 135H81L82 133L79 134ZM89 132H90V131H89ZM91 132H92V130H91ZM94 132H95V131H93L92 134H93ZM97 132H98V131H97ZM102 132L104 133V131H102ZM120 132H121V131H120ZM145 132H146V131H145ZM63 133H64V130H63ZM232 133H233V132H232ZM41 134H43V132H42ZM41 134H40V135L37 134V136H36V134H35V137H37V139L43 137V136H41ZM73 134H75V133H73ZM90 134H91V133H90ZM226 134H228V132H227ZM233 134H236V133H233ZM94 135H98V133H97V134H94ZM101 135H102V134H101ZM104 135L106 136V134H104ZM108 135H109V134H108ZM110 135H111V134H110ZM146 135H148V134H146ZM153 135H154V134H153ZM178 135H180V134H178ZM98 136H100V132H99V135H98ZM111 136H113V135H111ZM93 137H94V136H93ZM96 137H97V136H96ZM96 137L94 138V140H96ZM166 137H167V136H166ZM183 137L185 138V136H183ZM112 138H113V137H112ZM126 138H127V136H126ZM128 138H129V137H128ZM253 138H254V137H253ZM253 138H252V140H253ZM255 138H256V137H255ZM84 139H85V138H84ZM98 139H99V138H97V140H98ZM148 139H149V141H150V138H148ZM169 139H170V138H169ZM77 140H78V139H77ZM79 140H82V139L79 138ZM107 140H109L110 142L116 144L117 146H123V149L126 150V151H129V150L131 149V147H129V146L126 145V144H127V141L125 140V137H124V138H120V137H119V138H116V139H107V138H105L104 141H107ZM167 140H168V139H167ZM98 141H100V140H98ZM175 141H176V140H175ZM179 141H180V140H179ZM255 142H256V140H255ZM100 143H102V140L100 141ZM104 143H105V142H104ZM145 143H146V141H145ZM91 144H92V143H91ZM141 144H142V143H141ZM141 144H139V146H140ZM149 144H150V143H149ZM151 144H152V143H151ZM158 144H159V143H158ZM254 144H255V143H254ZM79 145H81V144H79ZM101 145H102V144H101ZM104 145H105V144H104ZM131 145H132V144H131ZM133 145H134V144H133ZM167 145H168V143H167ZM173 145H174V144H173ZM235 145H236V144H235ZM258 145H260V144H257V146H258ZM102 146H103V145H102ZM164 146H165V145H164ZM175 146H176V145H175ZM255 146H256V144H255ZM3 147H5V146H3ZM73 147H74V146H73ZM106 147H107V146H106ZM136 147H137V146H136ZM140 147H141V146H140ZM142 147H143V146H142ZM165 147H166V146H165ZM165 147H164V148H165ZM237 147H239V146H237ZM74 148H75V147H74ZM84 148H85V147H84ZM164 148H163V149H164ZM182 148H183V147H182ZM197 148H198V146H197ZM199 148H200V147H199ZM234 148H235V147H234ZM263 148H264V147H263ZM5 149H6V147L3 148V150H5ZM34 149H35V148H34ZM105 149H106V148H105ZM109 149H110V148L108 147V150H109ZM114 149H115V148H114ZM117 149L119 150V147H118ZM137 149H138V148H137ZM157 149H158V148H157ZM205 149H206V148H205ZM218 149H219V148H218ZM38 150H39V149H38ZM102 150H103V147H102ZM106 150H107V149H106ZM148 150H149V149H148ZM175 150H176V149H175ZM239 150H240V149H239ZM263 150H264V149H263ZM73 151H75V150H72V152H73ZM84 151H85V150H84ZM87 151H88V150H87ZM110 151H111V149H110ZM110 151H109V153H110ZM112 151H114V150H112ZM112 151H111V154H113V153L115 152V151H114V152L112 153ZM116 151H117V150H116ZM135 151H136V150H135ZM164 151H165V150H164ZM242 151H243V150H242ZM259 151H260V150H259ZM3 152H5V151H3ZM70 152H71V150H70ZM78 152H80V151H77L76 153H78ZM90 152H91V151H90ZM106 152H107V151H106ZM120 152H121V151H120ZM136 152H137V151H136ZM140 152H142V151H140ZM199 152H200V151H199ZM201 152H202V151H201ZM204 152H205V151H204ZM257 152H258V151H257ZM91 153H92V152H91ZM95 153H96V152H94V154H95ZM109 153L107 152V154H109ZM138 153H139V152H138ZM142 153H144V152H142ZM146 153H148V152H146ZM151 153H152V152H151ZM162 153H163V152H162ZM205 153H206V152H205ZM4 154H5V153H4ZM72 154L75 155V153H72ZM72 154H71V155H72ZM79 154H80V153H79ZM79 154H78V155H79ZM85 154H86V153H85ZM89 154H90V153H89ZM94 154H93V155H94ZM148 154H149V153H148ZM172 154H173V153H172ZM74 155H73V158H75ZM78 155L76 154L75 156L77 157ZM81 155H82V154H81ZM81 155H80V156H81ZM90 155H91V154H90ZM95 155H96V154H95ZM101 155H103V154H101ZM109 155H110V154H109ZM136 155H137V154H136ZM136 155H135V156H136ZM138 155H139V154H138ZM151 155H153V153H152ZM155 155L157 156L156 152H155ZM158 155H159V153H158ZM179 155H180V154H179ZM179 155H178V156H179ZM207 155H208V154H207ZM80 156H78V157H80ZM117 156H118V158H119V155H116V157H117ZM125 156H126V155H125ZM135 156H134V158L136 159L137 157H135ZM159 156H161V155H159ZM171 156H172V155H171ZM220 156H221V155H220ZM234 156H235V155H234ZM68 157H69V156H68ZM68 157H65V156H64V157H57V160L54 159V157H53V160H52V162H51V164L53 165V168H56V167H62V166L67 167L68 164H69L68 161H70V160H68ZM89 157H90V156H89ZM97 157H98V156H97ZM103 157H105V156H103ZM175 157H176V156H175ZM223 157H224V156H223ZM55 158H56V157H55ZM69 158H70V157H69ZM73 158H72V159H73ZM90 158H91V157H90ZM101 158H102V157H101ZM108 158H110V156H109ZM138 158H139V157H138ZM170 158H171V157H170ZM173 158H174V157H173ZM225 158H226V157H225ZM96 159H97V158H96ZM105 159H106V158H105ZM105 159H104V160H105ZM120 159H121V157H120ZM154 159H155V158H154ZM177 159H178V158H177ZM185 159H186V158H185ZM229 159H230V158H229ZM98 160H99V159H98ZM98 160H97V161H98ZM102 160H103V159H102ZM102 160H101V161H102ZM104 160H103V161H104ZM118 160H119V159H118ZM137 160H138V159H137ZM140 160H141V159H139V161H140ZM186 160H187V159H186ZM233 160H234V159H233ZM73 161H74V159H73ZM89 161H90V159H89ZM200 161H201V160H200ZM221 161H222V160H221ZM79 162H80V161H78V162L75 163V161H74L76 167H79V164H78ZM93 162L95 163V160H94ZM108 162H109V161H108ZM110 162H112V161H110ZM161 162H162V161H161ZM161 162H160V165H162ZM184 162H185V161H184ZM262 162H263V161H262ZM74 163H73V164H74ZM99 163H100L101 165L103 164V162H100V160H99ZM104 163H106V160H105ZM135 163H136V162H135ZM144 163H145V162H144ZM147 163H150V164H151V163H154V162H149V161H148ZM165 163H166V162H165ZM168 163H169V162H168ZM196 163H197V162H196ZM253 163H254V161H253ZM96 164H97V163H96ZM96 164H95V167H96ZM106 164L109 165L108 163H106ZM138 164H139V163H138ZM141 164H143V163H141ZM208 164H209V163H208ZM208 164H207V166H208ZM155 165H156V163H155ZM209 165H210V164H209ZM215 165H216V164H215ZM215 165H214V166H215ZM234 165H235V164H234ZM240 165H241V164H240ZM252 165H253V164H252ZM92 166H93V165H92ZM98 166H99V168H98V167L95 168V169H98V170H96V171H99V169L102 168V167H100V165H98ZM104 166H105V165H104ZM110 166H111V164H110ZM116 166H117V165H116ZM145 166H146V165H145ZM147 166H148V165H147ZM150 166H151V165H150ZM185 166H186V165H185ZM80 167H81V166H80ZM93 167H94V166H93ZM151 167H153V166H151ZM188 167H189V166H188ZM237 167H238V166H237ZM105 168L108 169V170H110V168H107V166H105ZM154 168H155V167H154ZM184 168H185V167H184ZM186 168H187V167H186ZM199 168H200V167H199ZM256 168H257V167H256ZM76 169H77V168H76ZM78 169H79V168H78ZM92 169L94 170V168H92ZM106 169L104 170V168H103L102 171L100 170L99 173H98V175H96V176H99V175H100V176H102V175L105 176L104 174L107 173V172H105ZM115 169H117V168L115 167ZM115 169L113 168V169H111V170H114V171H115ZM149 169H150V168H149ZM155 169H156V168H155ZM208 169H209V167H208ZM103 170H104V171H103ZM188 170H189V169H188ZM77 171H79V170H77ZM118 171H119V170H118ZM216 171H217V170H216ZM246 171H247V170H246ZM115 172H117V171H115ZM169 172H170V170H169ZM209 172H210V170H209ZM247 172H248V171H247ZM249 172H250V171H249ZM249 172H248V174H247V173L245 174L246 177H248V176L251 175V174L253 175L254 173L256 174V175L254 174L255 176H258V173L254 172V171H253L254 173H249ZM258 172H259V171H258ZM94 173L96 174L97 172H94V171H93V174H94ZM110 173H111V172H110ZM113 173H114V172L112 171V175H113ZM120 173H121V172H120ZM230 173H231V172H230ZM242 173H244V172H242ZM118 174H119V173H118ZM220 174H221V173H220ZM52 175H53V174H52ZM121 175H122V174H121ZM260 175H261V174H260ZM49 176H50V175H49ZM100 176H99V177H100ZM114 176H115V175H114ZM114 176H113L112 178H114ZM119 176H120V174H119ZM151 176H152V175H151ZM226 176H227V175H226ZM117 177H118V176H117ZM117 177L115 176V179H114V180L118 179V180H116V181L118 182V181H120V179H119L120 177H118V178H117ZM222 177H223V176H222ZM229 177H230V176H229ZM231 177H232V176H231ZM240 177H242V176H240ZM244 177H245V176H244ZM246 177H245L244 179H243V178H242V179L245 180ZM249 177L251 178V176H249ZM76 178H77V177H76ZM106 178H107V177H106ZM112 178H111V179H112ZM171 178H172V177H171ZM234 178H235V177H234ZM255 178H256V177H255ZM255 178H254V179H255ZM36 179H37L36 177L33 178V179H32V182H37ZM66 179H67V178H66ZM72 179H74V178L72 177ZM108 179H109V178H108ZM111 179H110V180H111ZM132 179H133V178H131V180H132ZM216 179H217V178H216ZM219 179H221V177H219ZM219 179H218V180H219ZM237 179H238V178H237ZM251 179H252V178H251ZM67 180H68V179H67ZM214 180H215V179H214ZM226 180H227V179H226ZM238 180L241 181V183H243V182H242L243 180H241V179H238ZM238 180H237V181H238ZM246 180L249 181L250 179L247 178ZM116 181H113V183L116 182ZM222 181H223V180H222ZM239 181H238V183L231 182V184H229L230 188H227V190H228V189H231V190H232V188H233V189H235V192H237L238 190L243 189V187L239 185V184H241V183H239ZM117 182H116V183H117ZM219 182H220V180H219ZM219 182H217V183H219ZM224 182H225V180H224ZM224 182H223V183H224ZM254 182H255V180H254ZM0 183H1V186L4 184V182H0ZM61 183H62V182H61ZM63 183H64V182H63ZM69 183H71V182L69 181ZM69 183H68V185H70ZM77 183H78V180H77ZM98 183H99V182H98ZM98 183H97V184H98ZM136 183H137V182H136ZM227 183H228V182H227ZM232 183H233V184H232ZM234 183H235V184H234ZM248 183H249V182H248ZM74 184H75V183H74ZM78 184H79V183H78ZM94 184H95V183H94ZM127 184H128V183H127ZM220 184H221V182H220ZM244 184H245V183H244ZM246 184H247V183H246ZM60 185H61V184H60ZM60 185H59V186H60ZM66 185H67V184H66ZM75 185L77 186V184H75ZM87 185H88V184H87ZM131 185H132V183H131ZM209 185H210V184H209ZM216 185H218V184H216ZM250 185H251V184H250ZM4 186H5V185H4ZM73 186H74V185H73ZM81 186H82V185H80L79 187H81ZM133 186H134V185H133ZM212 186H215V185H211L210 187H212ZM220 186H222V184H221ZM229 186H228V187H229ZM8 187H9V186H8ZM62 187H63V184H62ZM65 187H66V186H65ZM71 187H72V186H71ZM77 187H78V186H77ZM82 187L84 188V186H82ZM85 187H87V186H85ZM93 187H94V186H93ZM93 187H92V188H93ZM105 187H106V185H105ZM126 187H127V186H126ZM148 187H149V186H148ZM248 187H250V186L248 185ZM2 188H4V187L2 186ZM83 188H82V189H83ZM132 188H133V187H132ZM139 188H140V187H139ZM139 188H138V189H139ZM204 188H205V187H204ZM244 188H245V187H244ZM62 189H64V188H62ZM69 189H70V188H69ZM69 189H67V190H69ZM71 189H73V191L71 190V192H74L75 187H73V188H71ZM76 189H77V188H76ZM100 189H101V188H100ZM103 189H104V188H103ZM106 189H107V188H106ZM120 189H121V188H120ZM120 189H119V191H120ZM130 189H131V187H130ZM135 189H136V188H135ZM138 189H137V190H138ZM188 189H189V188H188ZM190 189H191V188H190ZM248 189H249V188H248ZM38 190H39V191H33V192H31V193H30V196H33V195H36V196H37V192H40V193H41L42 191L44 192V193H43L44 196H45V194L48 195V194H50V193L52 192V189H50V188H45V187H42V186H40V187L38 188ZM60 190H61V189H60ZM60 190H59V191H60ZM77 190H78V189H77ZM84 190H89V188H88V189H87V188H86V189L84 188ZM90 190H91V189H90ZM124 190H125V188H124ZM131 190H132V189H131ZM137 190H136V191H137ZM140 190L142 191L141 188H140ZM143 190H144V189H143ZM145 190H147V189L145 188ZM219 190H220V188H219ZM236 190H237V191H236ZM252 190H253V189H252ZM62 191H63V190H61V192H62ZM80 191H81V190H80V188H79V192H80ZM132 191H133V190H132ZM136 191H134V192H136ZM138 191H139V190H138ZM141 191H139V192H141ZM150 191H152V189H150ZM232 191H233V190H232ZM1 192H2V191H1ZM75 192H76V191H75ZM84 192H85V191H84ZM134 192H132V193H134ZM145 192H146V191H145ZM145 192H144V194H145ZM154 192H155V190L152 191V193H153L152 195H154ZM170 192H171V191H170ZM218 192H219V191H218ZM226 192H228V191H226ZM241 192H242V191H241ZM249 192H251L250 189H249ZM63 193H64V192H63ZM66 193H67V192H66ZM90 193H91V192H90ZM125 193H126V192H125ZM129 193H131V192H129ZM141 193H142V192H141ZM219 193H220V192H219ZM239 193H240V191H239ZM243 193H244V192H243ZM58 194H59V192H58ZM76 194H77V193H76ZM92 194H94V193H92ZM96 194H97V193H96ZM106 194H107V193H106ZM138 194H139V193H138ZM147 194H148V192H147ZM147 194H146V195H147ZM155 194H156V193H155ZM227 194H228V193H227ZM227 194H225V197H226ZM234 194H235V193H234ZM236 194H237V193H236ZM39 195H40V194H38V196H39ZM60 195H62V194H60ZM81 195H83V194H81ZM108 195H109V193H108ZM118 195H119V194H118ZM141 195H143V194H141ZM146 195H145V196H146ZM150 195H151V194H150ZM170 195L172 196V194H170ZM214 195H215V194H214ZM238 195H239V194H238ZM246 195H247V194H246ZM251 195H252V192H251ZM36 196H35V198H36ZM51 196H52V194H51ZM72 196H73V195H72ZM94 196H97V195H94ZM113 196H114V195H113ZM122 196L125 197L124 194H123ZM122 196H121V197H122ZM154 196L156 197V195H154ZM159 196H161V194H160ZM210 196H211V195H210ZM218 196H219V194H218ZM218 196L216 195V197H218ZM240 196H241V195H240ZM240 196H239V197H240ZM254 196H255V195H254ZM59 197H61V196H59ZM59 197H57V198H59ZM62 197H63V196H62ZM74 197H75V196H74ZM74 197H73V198H74ZM90 197H91V196H90ZM92 197H93V196H92ZM105 197H106V196H105ZM114 197H118V196H114ZM133 197H134V196H133ZM138 197H139V196H137L136 198H138ZM157 197H158V196H157ZM221 197H222V196H221ZM38 198H39V197H38ZM40 198H42V197H40ZM76 198H77V197H76ZM100 198H102V197H100ZM108 198H110V196H109ZM119 198H120V196H119ZM142 198H143V197H142ZM152 198H153V197H152ZM188 198H189V197H188ZM212 198L214 199V197H212ZM219 198H220V197H219ZM54 199H55V198H54ZM54 199H53V200H54ZM86 199H87V198H86ZM89 199H90V198H89V196H88V200H89ZM94 199H97V198L95 197ZM106 199H107V198H106ZM112 199H114V198H112ZM112 199H111V200H112ZM145 199H146V198H145ZM145 199H143V200H145ZM147 199H149V198H147ZM147 199H146V200H147ZM150 199H151V198H150ZM182 199H184V198H182ZM189 199H190V198H189ZM215 199H216V198H215ZM234 199H235V200H239V199H236V198H234ZM61 200H62V199H61ZM91 200H92V199H91ZM91 200H90V201H91ZM98 200H99V199H98ZM102 200H103V199H102ZM107 200H108V199H107ZM116 200H118V199L115 198V201H114V202H117ZM126 200H128V199L125 198V201H126ZM140 200H141V199H140ZM169 200H171V198H170ZM172 200H173V199H172ZM240 200H241V199H240ZM240 200H239V201H240ZM244 200H246V198H245ZM244 200H243V201H244ZM54 201H55V200H54ZM59 201H60V200H59ZM59 201H58V203H59ZM100 201H101V200H100ZM135 201H136V200H135ZM135 201H134V203H137V202H135ZM137 201H138V200H137ZM153 201H154V200H153ZM187 201H189V200H187ZM195 201H196V200H195ZM199 201H201V200H199ZM217 201H218V200H217ZM249 201H250V200H249ZM40 202H41V201H40ZM56 202H57V200H56ZM60 202H61V201H60ZM67 202H68V201H67ZM67 202H65V203H67ZM72 202H73V201H72ZM72 202H71V203H72ZM95 202H97V201H95ZM108 202H109V200H108ZM112 202H113V201H112ZM114 202H113V203H114ZM122 202H124V201H122ZM122 202H121V203H122ZM139 202H140V201H139ZM144 202H146V201H144ZM189 202H191V201H189ZM240 202H241V201H240ZM244 202H245V201H244ZM259 202H260V201H259ZM24 203H25V202H24ZM32 203H33V202H32ZM34 203H35V202H34ZM58 203H57V204H58ZM62 203H63V201H62ZM102 203H103V202H102ZM113 203H112V204L109 203V204L115 206L116 204L114 205ZM119 203H120V202H119ZM146 203H147V202H146ZM175 203H176V201H175ZM179 203H180L181 205L184 204L183 201H182V202H179ZM187 203H188V202H187ZM210 203H211V202H210ZM210 203H209V204H210ZM238 203H239V202H238ZM241 203H243V202H241ZM241 203H239V205H240ZM245 203H247V202H245ZM252 203H253V202H252ZM9 204H10V203H9ZM36 204H38V203H36ZM36 204H35V205H36ZM42 204H43V203H42ZM44 204H45V206H46V203H44ZM44 204H43V205H44ZM47 204H48V203H47ZM73 204L75 205L76 202L73 203ZM81 204H82V203H81ZM92 204H93V203H92ZM142 204H143V202H142ZM167 204L170 205L169 203H167ZM192 204H193L192 207H193L194 211L196 210L197 213H201L200 211L202 210V206H201L202 204H200L199 202L192 203ZM247 204H248V203H247ZM254 204H255V203H254ZM71 205H72V204H71ZM79 205H80V202H79ZM93 205H94V204H93ZM96 205H97V203H96ZM106 205H107V204H106ZM128 205H130V204H128ZM135 205H138V204H135ZM241 205H242V204H241ZM260 205H261V204H260ZM0 206H1V205H0ZM13 206H14V205H13ZM30 206H31V205H30ZM37 206H38V205H37ZM39 206H40V204H39ZM50 206H51V205H50ZM65 206H66V205H65ZM68 206H69V204H68ZM119 206H120V205H119ZM119 206H118V210H120V209H119ZM152 206H153V205H152ZM152 206H151V207H152ZM213 206H215V205H213ZM1 207H3V206H1ZM34 207H35V206H34ZM34 207H33V208H34ZM40 207H42V205H41ZM40 207H39V208H40ZM60 207H61V206H60ZM77 207H79V206H77ZM90 207H93V206H90ZM101 207H102V206H101ZM136 207L138 208V206H136ZM155 207H156V205H155ZM10 208H11V207H9V209H10ZM35 208H36V207H35ZM35 208H34V209H35ZM47 208H53V207L51 206V207H47ZM81 208H82V207H81ZM84 208H85V207H84ZM97 208H99V207H96V210H97ZM114 208H115V207H114ZM114 208H112V209H114ZM0 209H1V208H0ZM3 209H4V208H3ZM11 209H12V208H11ZM30 209H31V207H30ZM37 209H38V208H37ZM40 209H41V208H40ZM42 209H43V207H42ZM68 209H69V208H68ZM70 209H71V208H70ZM76 209H77V208H76ZM76 209H75V210H76ZM92 209H93V208H92ZM103 209H105V208L103 207ZM115 209H116V208H115ZM156 209H157V208H156ZM208 209H209V208H208ZM241 209H242V208H241ZM45 210H46V209H45ZM45 210H44V211H45ZM48 210H50V209H48ZM56 210L58 211V209H56ZM59 210H60V209H59ZM126 210H127V209H126ZM132 210H133V209H132ZM132 210H131V208H130V211H132ZM215 210H216V209H215ZM252 210H253V209H252ZM50 211H51V210H50ZM53 211H54V210H53ZM53 211H51V212L54 213L55 211H54V212H53ZM63 211H64V210H63ZM71 211H72V209L70 210V212H71ZM73 211H74V210H73ZM73 211H72V212H73ZM77 211H79V210H77ZM81 211H82V210H81ZM97 211H98V210H97ZM100 211H101V210H100ZM104 211H105V210H104ZM107 211H108V207H107ZM112 211H113V212L115 211L114 213H116V210H112ZM122 211H123V210H122ZM124 211H125V210H124ZM160 211H161V209H160ZM237 211H238V210H237ZM243 211H244V209H243ZM21 212H22V211H21ZM26 212H28V211H26ZM72 212H71V213H72ZM82 212H83V214H84V212H87V211L85 210V211H82ZM82 212H81V213H82ZM92 212H93V211H92ZM105 212H106V211H105ZM125 212H126V211H125ZM174 212H175V211H174ZM224 212H225V214H224V215H225V223H228V222L231 220L230 222H231L232 224H234V223H235V224H239L238 222H239L240 220H239L238 216H237V220H238V222H237V220L232 219V216H231V215H232V212H229V211H228V212L224 211ZM224 212H223V213H224ZM234 212H235V211H234ZM240 212H241V211H240ZM9 213H10V212H9ZM16 213L18 214L19 212H16ZM34 213H35V212H34L33 209H32L31 214H32V215H35ZM37 213H38V211H37ZM60 213H61V212H60ZM64 213H65V212H64ZM75 213H76V212H75ZM81 213H80V214H81ZM103 213H104V212H103V210H102V213H101V214H103ZM111 213H112V212H111ZM119 213H120V211H118V214H119ZM170 213H171V212H170ZM80 214H79V215H80ZM83 214H81V215H83ZM86 214H87V213H86ZM116 214H117V213H116ZM116 214H114V215L111 214V215L116 216ZM201 214H202V216H203V215H204V216H207V215L209 216V215L211 214V212H210V210H205L204 213H201ZM240 214H243V215H244V213H240ZM0 215H1V214H0ZM7 215H8V214H7ZM7 215H6V216H7ZM87 215H88V214H87ZM105 215H106V214H105ZM119 215H122V214H119ZM199 215H200V214H199ZM216 215H218V214L216 213ZM234 215H235V213H234ZM237 215H238V214H237ZM35 216H36V215H35ZM41 216H42V215H41ZM67 216H68V218H69V214H68ZM98 216H99V215H98ZM100 216H101V215H100ZM117 216H118V215H117ZM117 216H116V217H117ZM160 216H161V215H160ZM162 216H164V215H162ZM167 216H168V215H167ZM197 216H198V215H197ZM200 216H201V215H200ZM204 216H203V217H204ZM240 216H241V215H240ZM7 217H8V216H7ZM11 217H12V216H10V218H11ZM64 217H65V216H64ZM90 217H91V216H90ZM94 217H95V218H94ZM94 217H93V218L96 219V216H94ZM110 217H111V216H110ZM118 217H119V216H118ZM164 217H165V216H164ZM168 217H170V216H168ZM210 217H211V216H210ZM212 217H214V216H212ZM223 217H224V216H223ZM23 218H25V217H23ZM42 218H44V217L42 216ZM42 218L40 217V219H42ZM62 218H63V217H62ZM71 218H72V217H71ZM74 218H75V217H74ZM85 218H86V217H85ZM88 218H89V217H88ZM97 218H98V217H97ZM99 218H100V217H99ZM114 218H115V217H114ZM171 218H172V217H171ZM215 218H217V217H215ZM7 219H8V218H7ZM13 219H14V216L10 219V221H13ZM16 219H17V218H16ZM26 219H27V218H26ZM28 219H29V218H28ZM37 219H38V218H36V220H37ZM40 219H38V220L40 221ZM54 219L57 220L56 218H54ZM64 219H65V218H64ZM64 219H61V220H64ZM102 219H104V218H102ZM115 219H116V218H115ZM117 219H118V218H117ZM174 219H175V217H174ZM195 219H197V217H195ZM203 219H204V218H203ZM240 219H242V218H240ZM254 219H255V218H254ZM259 219H260V218H259ZM29 220H31V219H29ZM32 220H33V219H32ZM43 220H44V219H42L41 221H43ZM68 220H70V219H68ZM77 220H78V219H77ZM111 220H112V219H111ZM111 220H110V221H111ZM113 220H114V219H113ZM176 220H177V218H176ZM176 220H175V221H176ZM242 220H243V219H242ZM242 220H241V221H242ZM250 220H251V219H250ZM3 221H4V220H3ZM3 221H2V222H3ZM20 221H21V220H20ZM39 221H38V225H39ZM48 221H49V220H48ZM48 221H47V223H48ZM66 221H67V220H66ZM91 221H92V220H91ZM93 221H96V220H93ZM120 221L123 222V221H126V220H124V218H120ZM212 221H214V220H212ZM221 221H223V219H222ZM244 221H245V219H244ZM261 221H262V220H261ZM29 222H30V221H29ZM36 222H37V221H36ZM43 222H45V220H44ZM64 222H65V221H64ZM76 222H77V221H76ZM84 222H85V221H84ZM84 222H82V223L85 224ZM87 222H88V221H87ZM98 222H99V221H98ZM185 222H187V221H185ZM188 222H189V221H188ZM207 222H208V221H207ZM15 223L18 224L19 222H15ZM30 223H32V222H30ZM30 223L28 224L29 226L31 225ZM47 223H46V224H47ZM49 223H50V222H49ZM82 223H81V224H82ZM95 223H97V221H96ZM110 223H111V222H110ZM180 223H181V222H180ZM241 223H242V222H241ZM245 223H246V222H245ZM245 223H244V224H245ZM262 223H263V222H262ZM9 224H10V223H9ZM41 224L44 226L43 223H41ZM41 224H40V225H41ZM60 224H63V223H60ZM65 224H68V223H65ZM87 224H88V223H87ZM91 224H92V223H91ZM107 224H109V223H107ZM126 224H127V223H126ZM194 224H196V222H195ZM198 224L200 225V224H202V223H198ZM242 224H243V223H242ZM242 224H241V225H242ZM19 225H20V224H19ZM28 225H27V226H28ZM56 225H57V224H56ZM68 225H69V224H68ZM68 225H67V226H68ZM96 225L99 226L98 223L95 224L94 226H96ZM105 225H106V224H105ZM109 225H110V224H109ZM123 225H124V224H123ZM145 225H146V224H145ZM179 225H181V224H179ZM241 225H240V227H242ZM8 226H10V225H8ZM8 226H7V228L9 229ZM12 226H13V225H12ZM20 226L22 227L23 224L20 225ZM20 226H19V227H20ZM29 226H28V227H29ZM63 226H64V224H63ZM80 226H81V225H80ZM89 226H90V227L92 226V228H91V229H92L91 233H93V231H96L97 228L95 229V227H94V229H95V230H94V229H93V224H92V225H89ZM89 226H88V227H89ZM97 226H96V227H97ZM107 226H108V225H107ZM115 226H116V225H115ZM188 226H189V225H188ZM244 226H245V225H244ZM250 226H251V225H250ZM250 226H249V227H248V226H247V227L245 226V227H246V228H249V230H250ZM3 227L6 228V226H3ZM3 227H2V228H3ZM10 227H11V226H10ZM13 227H14V226H13ZM24 227H25V224H24ZM46 227H47V226H46ZM51 227H53V225H52ZM64 227H65V226H64ZM68 227H70V225H69ZM104 227H105V226H104ZM122 227H123V226H122ZM128 227H129V226H128ZM152 227H153V226H152ZM154 227H155V226H154ZM179 227H180V226H179ZM182 227H183V226H182ZM185 227H186V225H185ZM202 227L204 228V226H202ZM225 227H226V226H225ZM235 227H236V225H235ZM245 227H243V228H245ZM253 227H254V226H252V228H253ZM41 228H43V227H41ZM44 228H45V227H44ZM44 228H43V229H44ZM53 228H55V225H54ZM61 228H62V227H61ZM72 228H73V227H72ZM75 228H76V227H75ZM105 228H106V227H105ZM119 228H120V227H119ZM183 228H184V227H183ZM183 228H182V229H183ZM215 228H216V226H215ZM215 228H214V229H215ZM246 228L243 229V230H240V229H239V230H240L241 232L244 231V230L246 231V230H247ZM0 229H1V228H0ZM8 229H7V230H8ZM18 229H19V228H18ZM22 229H23V228H22ZM37 229H38V228H37ZM63 229H64V228H63ZM66 229H67V228H66ZM66 229H64V230H66ZM91 229H90V230H91ZM110 229H111V228H110ZM50 230H51V229H50V226H49V228H48V233H49ZM54 230H56V229H54ZM57 230L61 231L60 229H57ZM68 230H69V229H68ZM72 230H73V229H72ZM74 230H75V229H74ZM76 230H77V229H76ZM78 230H79V229H78ZM81 230H82V229H81ZM81 230H80V232H81ZM86 230H87V228H86ZM88 230H89V229H88ZM88 230H87V231H88ZM113 230H114V229H113ZM124 230H125V228H124ZM184 230H186V229H183V231H184ZM197 230H198V229H197ZM199 230L201 231V227H200ZM252 230H253V229H252ZM18 231H19V230H18ZM18 231H16V232H18ZM27 231H28V229H27ZM27 231L25 230V232H27ZM33 231H34V230H33ZM59 231H58V232H59ZM87 231H86V233H87ZM102 231H103V230H101V232H102ZM106 231H107V230H106ZM117 231H118V230H117ZM151 231H152V230H151ZM187 231H188V230H187ZM206 231H207V230H206ZM253 231H254V230H253ZM256 231H257V230H256ZM1 232H3V231L1 230ZM4 232H5V231H4ZM23 232H24V231H23ZM28 232H29V231H28ZM34 232H35V231H34ZM39 232H40V231H39ZM69 232H71V231L69 230ZM75 232H76V231H75ZM75 232H73L74 235L76 234ZM77 232H79V231H77ZM88 232H89V231H88ZM201 232H202V231H201ZM201 232H200V233H201ZM207 232L209 233V231H207ZM251 232H252V231H251ZM251 232H250V233H251ZM45 233L47 234V232H45ZM55 233H56V232H55ZM59 233H60V232H59ZM59 233H58V234H59ZM61 233H63V231H61ZM84 233H85V232H84ZM91 233H90V234H91ZM102 233H103V232H102ZM104 233H105V232H104ZM118 233H119V232H118ZM130 233H131V232H130ZM159 233H161V232H159ZM187 233L189 234V232H187ZM187 233H186V235H188ZM213 233H214V232H213ZM242 233H243V232H242ZM244 233H245L246 235L249 234V233H246V232H244ZM263 233H264V232H263ZM6 234L8 235V233H6ZM6 234H5V235H6ZM40 234H41V233H40ZM40 234H39V235H40ZM58 234H57V235H58ZM77 234H78V233H77ZM95 234H96V233H95ZM95 234H93V235L91 234V236H94ZM100 234H101V233H100ZM100 234H99L98 236H100V237L102 238V236H104L106 233H105L104 235H100ZM114 234L116 235V233H114ZM131 234H132V233H131ZM201 234H203V233H201ZM47 235H48V234H47ZM59 235H60V234H59ZM59 235H58V236H59ZM71 235H72V234H71ZM87 235H88V233H87ZM107 235H109V234H106L105 236L107 237ZM178 235H179V234H178ZM189 235H190V234H189ZM198 235H199V234H198ZM213 235H214V234H213ZM233 235L235 236V234H233ZM3 236H4V235H3ZM27 236H29V235H26V236H24V237H27ZM81 236H83V235H81ZM81 236H80V237H81ZM84 236H85V235H84ZM89 236H90V235H89ZM91 236H90V238H91ZM95 236H96V235H95ZM109 236H111V235H109ZM113 236H114V235H113ZM126 236H127V235H126ZM130 236H131V235H130ZM146 236H147V235H146ZM183 236H184V235H183ZM202 236H203V235H202ZM204 236H205V235H204ZM216 236H218V234H216ZM16 237H17V236H16ZM20 237H21V236H20ZM20 237H19V238H20ZM34 237H35V235L33 236V238H34ZM43 237H44V236H43ZM106 237H104V238H106ZM185 237H187V236H184L183 238H185ZM191 237H192V236H191ZM236 237H237V235H236ZM250 237H251V235H250ZM250 237L248 236V237H246V238L248 239V238H250ZM1 238H2V237H1ZM40 238H41V236H40ZM53 238H55V235H54ZM56 238H57V237H56ZM74 238H75V237H74ZM74 238H73V239H74ZM90 238H89V240H91ZM92 238H93V239L95 238V241H96L97 243H100V242H98L99 240H104V241H105V239H101V238H98V237H97V238H98L97 240H96V237H92ZM129 238H130V237H129ZM133 238H134V237H133ZM194 238H195V237H194ZM198 238H199V236H198ZM207 238H208V237H207ZM233 238H234V237H233ZM238 238H239V237H238ZM251 238H252V237H251ZM251 238H250V239H251ZM9 239H10V238H9ZM9 239H8V240H9ZM16 239H17V238H16ZM24 239H25V238H23V240H24ZM36 239L38 240L39 238L35 237L34 240L36 241ZM41 239H42V238H41ZM60 239H61V236H60ZM60 239H59V240H60ZM73 239H72V240H73ZM107 239L109 240V237L106 238V240H107ZM110 239H111V241H113V239L116 240V241L113 242L114 244H115V242L117 243V241H118L117 238H116V236H114L113 239H112V237H110ZM3 240H4V239H3ZM31 240H32V239H31ZM31 240H30V241H31ZM34 240H33V241H34ZM49 240H50V239H49ZM59 240L57 241V239H56V242H55V243L58 242L57 244H59V242H60ZM62 240H63V239H62ZM70 240H71V239H70ZM77 240H78V239H77ZM77 240H76V241H77ZM81 240H82V242H83V239H80L79 241H81ZM86 240H87V239H86ZM86 240H84V242H85ZM165 240H167V239L165 238ZM194 240H195V239H194ZM194 240H193V241H194ZM196 240H198V239H196ZM237 240H238V239H237ZM252 240H254V239H251V241H248V242H252L250 246L253 247V244H254V243L256 244V241L254 240L255 242H253ZM13 241H14V240H13ZM74 241H75V240H73V242H74ZM163 241H164V239H163ZM169 241H170V240H169ZM186 241H187V240H186ZM186 241H183V242L187 243ZM199 241H200V240H199ZM19 242H20V241H19ZM21 242L23 243L22 240H21ZM24 242H25V241H24ZM45 242H46V241H45ZM49 242H52V240L49 241ZM65 242H68V241H65ZM84 242H83V243H84ZM96 242H95V244H96ZM105 242H106V241H105ZM105 242H101V243H105ZM107 242L109 243L110 240L107 241ZM165 242H166V241H165ZM222 242H223V241H222ZM243 242H245V241H243ZM15 243H16V242H15ZM31 243H32V242H31ZM38 243H39V242H38ZM55 243H54V245H55ZM63 243H64V242H60V245H59V246L61 247V245H62ZM85 243H86V242H85ZM87 243H88V241H87ZM91 243H93V241H91ZM118 243H119V241H118ZM131 243H132V242H131ZM134 243L137 244L136 247H139V245H140V244L138 245L139 242H138V243H137V242H134ZM145 243H146V242H145ZM168 243H169V242H168ZM189 243H190V242H189ZM195 243H196V242H195ZM198 243H200V242H198ZM224 243H228V241L225 240ZM45 244H46V243H44V245H45ZM65 244H67V243H65ZM68 244H69V245H68ZM68 244H67L68 246H71V247H72V244H71V245H70V243H68ZM73 244H74V243H73ZM88 244H90V241H89ZM105 244H106V243H105ZM105 244H104V245H101V246H103V247L105 246V247L107 248L108 245L106 246ZM146 244H147V243H146ZM165 244H167V243H165ZM201 244H203V243L201 242ZM232 244H233V243H232ZM244 244H245V243H244ZM244 244H243V246H244ZM4 245H6V244H4L3 241L1 240V242H0V252H1V251L3 250V248L5 247ZM17 245H19V243H18ZM17 245H16V246H17ZM20 245H21V244H20ZM22 245H23V244H22ZM34 245H35V244H34ZM38 245H39V244H38ZM52 245H53V244H52ZM86 245H87V244H86ZM86 245H85V246H86ZM93 245H94V244H93ZM96 245H97V244H96ZM125 245H127V247H128L129 249H133V248H134L133 243H132V244H125ZM141 245H142V243H141ZM141 245H140V246H141ZM147 245H148V244H147ZM149 245H151V244L149 243ZM190 245H192V244H190ZM193 245H194V242H193ZM193 245H192V246H193ZM195 245H196V244H195ZM221 245H222V244H221ZM30 246H32V244H31ZM47 246H51L50 243H49V245H48V243H47ZM56 246H57V245H56ZM73 246H74V245H73ZM81 246H82V245H81ZM81 246H80V247H81ZM91 246H92V245H91ZM91 246H89V247H91ZM109 246H110V245H109ZM120 246H123V245L121 244ZM120 246H119V247H120ZM144 246H145V245H144ZM144 246H143V247H144ZM162 246H163V245H162ZM197 246H200V245H197ZM205 246H206V245H205ZM216 246H217V245H215L214 248H215ZM225 246H226V245H225ZM243 246H242V247H243ZM248 246H249V245H248ZM248 246H247V247H248ZM18 247H19V246H18ZM40 247H42V246L40 245ZM65 247H66L67 250H69V249L67 248V246L62 245V248L65 249ZM71 247H69V248H70V250H72V252L76 251L75 249H74V251H73V248H74V247H73V248H71ZM80 247H79V248H80ZM87 247H88V246H86V248H87ZM94 247H96V246H94ZM103 247H101V248H102V249H101L102 252H103ZM136 247L134 248L135 250H136ZM150 247H151V246H150ZM153 247H154V246H153ZM166 247H167V246H166ZM194 247H196V246H194ZM222 247H223V246H222ZM229 247H230V246H229ZM231 247H232V245H231ZM245 247H246V245H245ZM22 248H24V247H22ZM29 248L32 249V247H29ZM45 248H46V245H45ZM54 248H55V247H54ZM81 248H82V247H81ZM91 248H92V247H91ZM97 248H98V245H97ZM123 248H126V247H123ZM139 248H140V247H139ZM154 248H155V247H154ZM162 248H163V247H162ZM178 248H179V247H178ZM204 248H205V247L203 246V249H204ZM223 248H224V247H223ZM233 248H234V247H233ZM248 248H249V247H248ZM25 249H28V248L26 247ZM95 249H96V248H95ZM99 249H100V247H99ZM107 249H109L110 252H113V253L116 252V251H114V250H115V247H114V246H113V247L111 246V247H109V248H107ZM145 249H146V248H144V250H145ZM210 249H211V248L209 247V250H210ZM225 249H226V248H225ZM225 249H224V250H225ZM227 249H228V248H227ZM242 249H243V248H242ZM242 249H241V250H242ZM245 249H246V248H245ZM253 249H255V248L253 247V248H252V251H253ZM135 250H134V251H135ZM140 250H142V247H141ZM149 250H150V249H149ZM152 250H153V249H152ZM179 250H180V249H179ZM198 250H199V249H198ZM246 250H249V249H246ZM5 251H6V250H4L3 252H5ZM15 251H16V249H15ZM17 251H18V249H17ZM17 251H16V252H17ZM51 251H52V250H51ZM56 251H57V250H56ZM65 251H66V250H65ZM82 251H83V250H82ZM121 251H122V250H121ZM124 251H125V250H124ZM132 251H133V250H132ZM134 251H133V252H134ZM137 251L139 252L138 249H137ZM162 251H163V250H162ZM225 251H226V250H225ZM231 251H232V250H231ZM12 252H13V251H12ZM12 252H10V253H12ZM28 252H30V251L28 250ZM59 252H60V250H59ZM66 252H67V251H66ZM68 252H69V251H68ZM72 252H71V254H72ZM92 252H93V251H92ZM142 252H143V251H142ZM153 252H154V251H153ZM179 252H180V251H179ZM182 252H183V250H182ZM201 252H202V251H201ZM205 252H206V250H205ZM232 252H234V251H232ZM242 252H244V250H243ZM261 252H262V251H261ZM1 253H2V252H1ZM14 253H15V252H14ZM17 253H18V252H17ZM52 253H53V252H52ZM63 253H64V252H63ZM74 253H75V252H74ZM74 253H73V254H74ZM105 253L107 254L106 251H105ZM105 253H103V254H105ZM108 253H109V252H108ZM116 253H117V252H116ZM127 253H128V252H127ZM140 253H141V251H140ZM143 253H144V252H143ZM145 253H146V250H145ZM163 253H164V252H163ZM163 253H162V254H163ZM171 253H172V252H171ZM224 253H225V252H224ZM230 253H231V252H230ZM238 253H239V252H238ZM2 254H3V253H2ZM8 254H9V253H8ZM20 254H21V253H20ZM30 254H31V253H30ZM41 254H42V253H40V255H41ZM53 254H54V253H53ZM53 254H51V256H53ZM68 254H69V253H68ZM71 254H70V255H71ZM80 254H81V253H80ZM80 254H79V255H80ZM88 254H89V253H88ZM96 254H97V253H96ZM99 254H101V253L99 252L98 255H99ZM106 254H105V255H106ZM120 254H121V253H120ZM133 254H134V253H133ZM213 254H214V253H213ZM231 254H233V253H231ZM240 254H241V252H240ZM242 254H244V253H242ZM253 254H255V253L253 252ZM3 255H4V254H3ZM57 255H58V254H57ZM74 255H76V256H77V259H78V255H77V254H74ZM74 255H73V256H74ZM81 255H83V253H82ZM101 255H102V254H101ZM129 255L132 256L131 253H129ZM135 255H136V254H135ZM163 255H164V254H163ZM200 255H201V254H200ZM222 255H224V254H222ZM10 256H11V254H10ZM10 256H9V257H10ZM18 256H20V255H18ZM35 256H36V254L34 255V257H35ZM48 256H49V255H48ZM51 256H50V257H51ZM73 256H72V257H73ZM76 256H75V258H76ZM83 256H84V255H83ZM83 256H81V257H83ZM93 256H94V255H93ZM93 256H92V258H94ZM108 256H109V255H108ZM117 256H118L119 259H120V256L118 255V253H117ZM123 256L125 257V254H124V255L122 254V257H123ZM126 256H127V254H126ZM139 256H141V255H139ZM157 256H158V255H157ZM161 256H162V255H161ZM39 257H40V256H39ZM54 257L56 258V256H54ZM72 257H71V258H72ZM85 257H86V256H84V258H85ZM88 257H89V255H88ZM90 257H91V256H90ZM98 257H100V256H98ZM101 257H102V256H101ZM109 257H110V256H109ZM111 257H112V256H111ZM111 257H110V258H111ZM124 257H123V258H124ZM133 257H134V255H133ZM142 257H143V255H142ZM142 257H141V258H142ZM179 257H180V256H179ZM196 257H198V255H196ZM203 257H204V256H203ZM214 257H215V255H214ZM232 257H233V256H232ZM237 257H239V256H237ZM4 258H5V257H4ZM12 258H13V257H12ZM16 258H17V257H16ZM21 258H22V256H21ZM21 258H20V259H21ZM40 258L43 259L42 257H40ZM55 258H54V259H55ZM62 258H63V257H62ZM79 258H80V256H79ZM92 258H91V259H92ZM95 258H96V256H95ZM95 258H94V259H95ZM127 258H128V256H127ZM138 258H139V257H138ZM141 258H139V259H141ZM148 258H149V257H148ZM154 258H156V256H155ZM157 258H159V256H158ZM161 258H162V257H161ZM163 258H164V257H163ZM165 258H168V257H165ZM172 258H173V257H172ZM212 258H213V257H212ZM255 258H256V257H254V259H255ZM10 259H11V258H10ZM28 259H29V257H28ZM38 259H39V258H38ZM52 259H53V257H52ZM63 259H67V258H63ZM86 259L88 260V258H87V257L85 258V260H84L85 262H87ZM89 259H90V258H89ZM91 259H90V260H91ZM94 259H92V260H94ZM102 259L105 260V258H102ZM112 259H113V257L111 258V260H112ZM117 259H118V258H117ZM135 259H136V257H135ZM199 259H200V257H199ZM231 259H232V258H231ZM231 259H230V261H231ZM233 259H234V258H233ZM239 259H240V258H239ZM259 259H260V258H258V261H259ZM0 260H1V259H0ZM21 260H22V259H21ZM43 260H44V259H43ZM45 260H46V259H45ZM45 260H44V262H45ZM80 260H81V259H80ZM82 260H83V259H82ZM82 260H81V261H82ZM90 260L88 261V263H89V262L91 263ZM106 260H108V259H106ZM106 260H105V261H106ZM109 260H110V259H109ZM109 260H108V261H109ZM114 260H115V259H114ZM137 260H138V259H137ZM141 260H142V259H141ZM156 260H157V259H156ZM207 260H208V259H207ZM212 260H213V259H212ZM226 260H228V259H226ZM237 260H238V258H237ZM255 260H256V259H255ZM56 261H57V260H56ZM56 261L54 260V262H56ZM99 261H100V260H99ZM105 261H102V262L104 263ZM112 261H113V260H112ZM115 261H116V260H115ZM131 261H132V260H131ZM161 261L164 262V260H162V259H161ZM167 261H168V260H167ZM169 261H170V259H169ZM209 261H210V260H209ZM222 261H223V260H222ZM228 261H229V260H228ZM233 261H234V260H233ZM233 261H232V262H233ZM235 261H236V259H235ZM1 262H2V261H1ZM8 262H9V261H8ZM10 262H11V261H10ZM26 262H27V261H26ZM34 262H35V261H34ZM49 262H52V261H49ZM54 262H52V264H53ZM61 262H62V261H59V262H57V264H58V263L61 264ZM96 262H97V260H96ZM100 262H101V261H100ZM106 262H107V261H106ZM113 262H114V261H113ZM116 262H118V261H116ZM151 262H152V261H151ZM171 262H172V261H171ZM171 262H170V263H171ZM199 262H200V260H199ZM253 262H255V261H253ZM253 262H252V263H253ZM4 263H5V262H3V264H4ZM62 263H63V262H62ZM68 263H69V262H68ZM68 263H66V264H68ZM93 263H95V262L93 261ZM97 263H98V262H97ZM138 263H142V262H139V261H138ZM144 263H145V261H144ZM144 263H143V264H144ZM148 263H150V261H149ZM155 263H157V261H155ZM173 263H174V262H173ZM173 263H172V264H173ZM180 263H181V262H180ZM180 263H176V264H180ZM190 263H191V261H190ZM221 263H223V262H221ZM225 263L228 264L227 262H225ZM229 263H230V262H229ZM237 263H238V261H237ZM252 263H251V264H252ZM1 264H2V263H1ZM31 264H33V263H31ZM40 264H41V263H40ZM82 264H83V263H82ZM106 264H107V263H106ZM109 264H111V263H109ZM121 264H122V263H121ZM123 264H124V263H123ZM126 264H127V263H126ZM130 264H131V263H130ZM134 264H135V262H134ZM145 264H146V263H145ZM150 264H151V263H150ZM157 264H159V263H157ZM219 264H220V262H219Z\"/></svg>",
  "mask_w": 264,
  "mask_h": 264
}]
</instances>
